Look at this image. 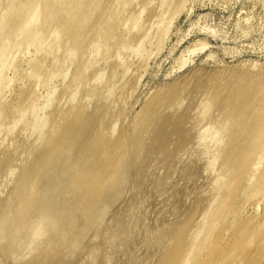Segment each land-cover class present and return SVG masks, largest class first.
<instances>
[{
  "label": "rangeland",
  "instance_id": "374dc122",
  "mask_svg": "<svg viewBox=\"0 0 264 264\" xmlns=\"http://www.w3.org/2000/svg\"><path fill=\"white\" fill-rule=\"evenodd\" d=\"M3 1H6V0H3ZM56 1H60L59 4L62 3L63 6L56 4ZM70 1H72V0H51L50 1L51 7H49L48 10L44 9L45 7L40 4L39 8L41 10H39V13H38L39 16H38V20L36 21V23L35 24L33 23L32 24L33 26L29 25L30 28L26 27L28 30L25 28V30H23V32H21V34H23V35H19L18 34V36L16 38H14L15 40L12 39V40H14L13 41L14 44L12 42H10V40H7V41L5 40L6 42L9 41L8 42L9 45L11 44L10 46H12L13 48H14L13 45H15V48L16 47L19 48V49L16 48L17 50L16 49L14 50L15 53L12 50V48H10V49H11V51L13 53L9 50V48H7L8 47V43L4 42L3 40L6 38V34H5L4 31H5V29H7V28H5L6 27L5 25L8 22V21L6 22L5 17L9 18L10 15L11 16L14 15L13 14L14 12L12 11L13 9H14V11H15V9L16 10L19 9V8H17L19 6L16 5L17 2L11 3L8 6L6 4L7 9L11 12V14H10L9 11H8L9 15L6 14V13H5L6 15L4 14L5 17L3 18V20H5V21H3L2 20V16H0V18H1L0 20L5 22V25H4V23H1V25L2 26L4 25L5 27L3 26L4 27L3 28L1 26L2 27L1 29H4V30L0 29V31L2 33V34L0 33L1 34L0 37L1 36L3 37V39H2V37L0 38V39H2V41L0 42V47H1L0 50L2 51V50L7 48L6 51L7 50H8V52L10 51L11 56L13 55L12 58L13 57L15 58L13 60H17L18 59L14 63V61L12 60L10 54L8 53L9 55H7V52L4 51L5 56L7 55L6 56L7 58L4 56V60L7 62V60L10 59L11 62L13 61L12 65H13V63H14V65L10 66L9 65L10 63L8 64L9 61L7 62V64L9 65L7 67H9V68L4 71V74H5L4 76H6V77H3L5 79V80L3 79V81L6 82V80L8 79V80H10V82L9 81L6 82L7 84L5 82L4 83L2 82L1 88L3 87L2 88L3 91H4V87H6L7 85H8V87H6V89H5L6 91L5 92H2V90H0L1 91L0 102L1 101L3 102V100H4L6 102V103L4 102L5 104H7L9 102L10 103L12 102V103L11 104L9 103L7 105L4 104L5 106L1 103L2 105L0 104V109H1V106H2L1 110H3V107L5 109L6 106L8 107L9 105H12L14 102H16V103H14V105L17 104V102H18V97L17 96H19V99H20V96L22 94L25 95L26 92H28L29 89L33 90V91H36V89L33 88V87L38 86V85H36L37 83L35 84L36 81H34V78L37 79V77L33 78V76H32V74H33L32 71H33V69L36 68V66H39L41 64V67H42V65L45 66V67H42L44 69L41 68L42 70H48V72H50V70H51L52 75L50 73L47 74V72L44 71V76L46 74L48 75V76H46L44 78L47 79L50 76L51 79L50 78L49 79L53 81V83H52V81L49 82L50 80L48 79L49 83L45 84L47 86L46 87L44 85L45 82L43 83V81H45V80H43L44 79L43 78V79H41V84H43L44 86L42 85L43 87H41V84H39L40 80L37 79V82H38V84L40 86L37 87V91L35 92L36 96H33L32 97L33 99L31 98L32 101H33L34 97H36L35 100H34V105L30 104L31 100H29V102L27 101L28 103L24 102L23 104H21V106H22L21 109L23 108L24 111L31 109L30 110L31 112L27 111V112H29V113H27L25 111V113H24V111L21 110L19 112L20 115L18 113L19 116L16 115V118L12 117V119H8V120L4 119L5 121L0 118V120H2L0 123H4L5 126H6L5 127L4 124H2L3 125V129H5V130L4 131H0L1 132V134H0V144H1L0 147L2 146L4 149L9 150V152L12 153V155L16 159L15 162L18 159V160H20L19 162L22 163L21 159H23V161H24V157L26 155L25 153H23L24 150L26 151V148H27V150H29L31 148H35L36 149V146H37L36 144L39 143L38 142L39 140L38 141L36 140V139H38L39 135L37 136V134H39V133H37V132H39V131H36L37 130V129L35 130L36 126H34L35 123H36L35 122L36 119L39 120L38 121L39 123L41 122L42 119L44 120V118L49 120L50 119V115L54 112L53 109L55 108V110H56L57 106H59L58 108L63 109L64 113H65L66 111L68 112V107H69V110H70L71 105L72 106H76L77 104L79 105V103L81 105H83V106L86 105L85 107H87V105H88L87 109L88 110L90 109L88 111V113H90L91 109L93 108V110H94L96 105L99 104L98 102H95V99L99 98L101 100V96H102V98L105 100V98H108V93L110 92V90L111 91L113 90V92L109 93L110 98H108V100H109L108 104L110 106L112 104H115V105L109 107L110 110H113L112 114H114V113L116 114V112H117V115H118V113H124V114H119V118L117 119V120L120 119L119 121H117V120L115 121L116 122L115 125L117 127L115 129L116 132L114 130V133H115L114 135L116 137L121 135V133L122 134L123 133H127V134H129V137L131 136L130 140L132 141L133 138L135 139V137L136 138H137V136L139 137V134H140L139 130H141V125H142V124H140V122H142V123L145 122L146 123L150 119H152V118L155 119L157 117L158 118L156 120H158V119L162 118V116H163V120H165V119H166V121L168 120V122L166 124V125H168L166 127L169 129V131H167L168 135L170 134L172 136L171 132L173 134H175V136L177 138V142H176V140L174 141L173 138L171 137L172 140L174 141V143H171L172 140L170 141V143H167V144H169L168 145V147H169L168 150L170 149L169 151H171V152H169V151L167 152V150H166V152L164 153L163 150L159 149L160 151H162V153H161L162 155L160 156V154H159V156H158V158H160L159 159L160 160V162H159L160 165L161 164L163 165V166L161 165V170L159 169L160 166H159L158 163H155L149 169L147 168L148 171L146 170V173L150 172V170L152 168L154 169V170L152 169L153 171L151 170L150 174L148 173V175H146L148 177V179H150L152 174L154 175L156 173V175H158V174L160 175V176L159 175L158 176L155 175L154 177L152 175L151 182H147V183L145 182V184H151V188H152V186H154L152 188L153 189L152 192L149 191L151 189L150 186L146 187L147 189L144 190L145 191V194H144L145 196L142 195V193H144V191L142 192L143 189H141V191H138V189L136 190V188H133L135 190L133 191V189H132V192H131L130 188H129L127 191L124 192V194L122 195L123 197L121 196L122 197L121 200H118V204H119V202L121 204L119 206H118V204L114 205L115 208H112V210L110 209L109 212L106 213V215H105L106 218L103 219L104 221L102 220V223H100L101 225L100 226L96 225L97 226L96 228H92V230H90L89 233L86 235L83 243L80 242V241H75L72 244L73 246L65 247V249H66L65 251H63L64 249H63L62 246L58 245V247H61V249L60 248L58 249V247L56 245V247H57L56 251H58L59 253L67 252L65 255L69 254L70 258L74 257V256L77 257V258L74 257L75 260L74 259L71 260L72 259L71 258L70 262H69L68 261L69 257L65 256L66 260L68 259L67 262L69 264L70 263H76V264H78V263L79 264H81V263L82 264H91V263L92 264H96V263L97 264L98 263H100V264H108V263L109 264H152L153 263V264H155L156 261H154V260L151 261L152 260L151 257L150 258L148 257L150 259L148 261H146L145 258H147L148 254H149V256L152 254L151 251L156 250V248L158 246H160L158 239H161V240L164 241L163 243H166L164 245V248L166 247L165 249H167V251L166 250L160 251V249L157 248V251L159 250L158 251L159 253L154 251L155 253H153V254H156V255H153V257L154 256L158 257V258L161 257L163 259L164 255L166 254V252H169L167 254L169 257L172 256L171 254L175 255V256L174 255L172 256V257H175V259L174 258H169L170 261H171V259H173V261L174 260L176 261V262L174 261L173 264H175V263L178 264V263H181L180 259H181V256L183 255L182 254L183 253L182 250L187 251L186 248L189 249V247H191V244H193L191 242V239H190L192 234L194 232H195L194 234L198 233L199 231L202 232L203 228H199V227H201V225H203V227H205V228L207 227L206 228V229H208V230H206L207 233H211V237H209V240H211V239L212 240L209 241L208 239H206L207 238V234H205L206 231L202 232V234H204V236H205L204 238H201V236H202L201 232H199V235L197 234L198 236L195 235L198 238L197 237L195 238V236L193 235L194 238L193 237L192 238L194 240H192V241L194 242V244L197 242V245L199 244L201 247H199V245H198V247L200 249L197 247V250H194V249L192 250L193 252L198 253L199 256H196L197 255L196 253H191L193 258L195 257L194 259H196V260H194L195 262L193 261V263H190V264L199 263V262H197L198 259H200L198 261H202L203 259L205 260V261L203 260L205 263L202 261L201 264H203V263L204 264H209V262L210 263L212 262L211 264H215V263L216 264L217 263L218 264H242V263L243 264H247V263L248 264H256L257 260H255V259H257V258L259 259L260 257H263L261 264H264V241L262 242L259 239L261 237L258 238V235H260V236L263 235V239L262 238L261 239L264 240V222H263V220H264V200L262 201V199H261L263 197V195H264V161L261 163V161L264 159V154H263V156H260V157H262V159L258 163L259 166L258 165L256 166V167H259V168H256V169H259V171L258 170L255 171L254 170L256 173H253V174H256V175H254L256 179L254 178V176H253L252 180L250 179L252 177L245 179V176H244L243 179L240 178V180L238 181L239 183H236V180H238V179H237V177L233 176L234 172H233V174L231 173L232 174L231 176L227 175L228 177L226 176L227 178H225V180H224V178H222L223 177L222 176L223 175L222 172L224 171V169L222 167H225L223 165H225L224 162L226 161V159H223L224 156H225L223 154V152H225L227 150H229L228 153L231 152L229 148L231 147L232 140L233 139L235 140L234 136L236 135V133L237 134L238 133H241V134L249 133V127H247V125L249 123L246 122V124L243 125V126H242V124H239L238 126H236V125H232V126L227 125V128H225V130H223L224 128L223 129L220 128V129H222L223 132L224 131L226 132L225 133L226 135L229 133V136L227 137L224 134V137H226V138H224V142H222L223 144H220V146L222 145L221 147H219V145H218L219 142H217V140H214L213 138L211 139L212 141L210 140V143H212L211 145H210V143H205L207 146L210 145V146H208L209 150H211L210 152H214V154H211V155L209 154L208 155L211 158H209V157L206 158L207 157L206 154L210 153V152L207 153V151L203 152V154H204L203 157L206 158V159L202 158V152L199 151V149H197L198 148L197 145H199V144L201 145V142H197L196 141V140H198V138L195 139L196 136L199 135L202 132V129H203L202 127L205 126L204 124H209V122L211 121L212 118H214V117L217 118L218 115L220 116V114L217 115V112L220 113L219 109H218V105L221 102V100H222V103L225 102V104H228V103H226L227 102L226 100L230 99L231 97H232V99L237 98L243 92V90L247 89V90H245L246 94L243 92L245 94V96L248 95L247 97H249V98H246L247 106L253 107L255 109H258V108L260 109V107L263 106V103H264V0H186L187 2H185V4L182 7H178L179 11L175 10L176 7H177L175 5H173L174 7L171 6L172 8L170 7V9H167V7H166L165 9L167 11L166 10L165 11L168 12V14L163 12V10H162L163 8L162 9L159 8L160 2L162 0H142V2L144 1V3L139 4L138 8H141V5H142V8L144 7V9H146V10L144 11V9L141 8V10L144 11V12H141L140 9L136 8L137 10H140L141 14L140 13L136 14V12H135L136 16L140 15L142 17V18H140L139 23H138V21L135 22L132 19V21H129L126 24H124L123 27H121L122 24H123L121 22V21H123V15L125 17V14L127 13V11H130L131 10L130 8L132 7V6H130V7L127 8L126 5L128 3H132L131 2L132 0H129L130 2H126V0H123L125 2V4H123V5L126 7V9H125V7L122 8L123 5L121 6L120 5L121 3H119L117 5L114 4L115 5V9H117V11H119V12L121 11L119 9L120 7L123 10L124 9L127 10V11L124 10V14L123 15L121 14V13H123V10L120 12V14L122 16L116 13L117 11H115L114 5L112 6L111 2H110V4H108V5H111L110 8H109L108 5H107L108 7L105 5L104 6L105 8H104L103 5L105 3H109V2H107V0H102V2L104 4L101 5L102 7L100 6V9H102V10L104 9L109 14L108 17L112 18V19L108 18L109 21L113 20L118 15L120 17H122V20L119 18L121 24H119V22H118V24L121 25L120 29H118L119 25L117 26L116 25L117 23L116 24L114 23L115 21H117L119 19L116 18V19H114L115 20L114 22L111 21L110 23L106 22L107 23V25L105 24L106 28H109L107 26L109 24H111V23L112 24L114 23L113 25H116L117 28L115 30H112V28H113L112 26L113 25H111V26L109 25L110 28L112 27L111 29L109 28L112 31H110L111 33L108 31L109 34H106L105 36L102 35V38H101L102 41L100 42L99 46L100 45L102 46L103 45L102 43H104V40H106V39H107V41H111V40H108V39H109V37L112 36L111 37L112 41L110 42L111 45L107 44V42H105L106 43V44L104 43L105 46H102L103 49H105V51L102 50L101 54H99L100 52L99 53H95V55H94V53H91L90 56L87 54V56L90 57V58L89 57L87 58V56L85 55V57L87 58V61H86V58L83 57L84 55H82L81 56L82 58L80 57L78 59L79 60L78 62H77V60H75V61L71 60L72 57L76 58V55H78V54H76L77 53L76 51H75L76 53H71L70 55H68L66 53V51H67L66 48H64V49H63V47L62 48H58V46L55 45L56 43L55 44L53 43V48H52V44H51V46L48 45V44H50V41L47 39L49 37V35H48L49 34V30L46 29L47 32H44V33L42 32L41 33V30L43 29V27H44L43 31L45 30V25L46 24H47L46 27L50 28V26H51L50 22H51V24H53V22H54V21H52L53 19L56 20L60 15H62L63 13L65 14V11H67V7L65 8V6L69 5V4L65 5V3L66 2L68 3ZM165 2H166V0L163 3H165ZM2 3H3L2 0H0V6L2 5ZM5 3H7V2H5ZM135 3H136V1L134 2V4ZM139 3H141V2H139ZM161 4H162V2H161ZM13 5L15 7H13ZM70 5H72V3H70ZM167 6H168V4H167ZM116 7H118V8H116ZM160 7H164L163 4H162V6L160 5ZM158 8L163 13L162 12L161 13H157L158 11H160ZM168 8H169V6H168ZM10 9H12V10H10ZM173 9L176 12L178 11L177 12L178 15H176L175 11L173 12ZM44 10H46L47 12L45 11L46 13H44ZM151 11L153 13L155 11H157L156 14L154 13L155 16H153ZM102 12H104V11H102ZM110 12H112V13L115 12V15H114V13L111 15ZM137 12H139V11H137ZM42 13H43V15H42ZM171 13H172V15H171ZM64 14L62 16H64L63 19H64L65 23H70V24L73 25L76 22L73 19L74 18L73 16L70 19H65L66 18L65 17L66 14L65 15ZM98 14H100V10H99ZM149 14H151L156 19H157V14H159L158 15V19L160 18L162 20L161 21L159 19L160 20L159 24H161V22H163L162 24L164 25V26L162 24L160 25V27L163 26V28L165 30L164 31V37H161V34H162L161 32H163V28H161L162 30L160 28L158 29L159 24H157L158 23L157 21H159V20L157 19V21H156L155 18H154L155 19L154 20L152 16H151V18H149L150 17ZM160 14H163V17H165V18H163L162 16L160 17ZM94 15L95 16H93V17H96V14H94ZM56 16H58V17L55 18ZM138 16L136 17L137 20H138ZM173 16H174V20L172 19ZM148 18L150 20H154V23L152 21V24H151L149 22L150 20ZM170 18L172 19V21L170 20ZM145 19L146 20L148 19L147 20L148 24H151L150 26L152 28H154L153 26H155V24H156L158 31L156 32V30H155L156 27L154 29H152V28L149 29V27H148V25L146 23L147 21ZM88 20L90 21L91 19H88ZM92 20H93V18H92ZM142 20H143V22H140ZM169 21H170V23H169ZM61 23H63V20H61ZM134 23H137L138 25L137 24L134 25ZM48 24H49V26H48ZM165 24H167V26L170 24L171 26L169 25L168 27H166ZM143 26L146 27V29H144L145 31L148 28L149 29L148 31L151 30L150 32L153 31V32H156L158 34L156 35V33H154V35H151L153 33H149V32L146 33L145 31H143ZM125 27L128 30H126ZM132 27L134 29H132ZM114 28H115V26H114ZM165 28H168L169 31H167V29H165ZM33 30L34 31L35 30L40 31L39 34H42V35L38 34L39 37H37V36L35 37V39L36 38H38V39H36L34 41H32V39H30L31 43L29 42V43L26 44L27 40H25V39H26V37L29 34L30 35L28 37H30L32 35V33L34 32ZM81 30L82 29H77L76 32L80 31V32H78V34H81L83 32V30H82V32H81ZM160 30H161V32H160ZM142 31L144 32L143 38L141 40H139L142 37L141 36L142 35ZM138 32H141V33L139 34ZM159 32H160V35H159ZM165 32L166 33L169 32L167 36H166ZM120 33H123V34L127 33V34H125V36L127 37L129 35L127 37V40L131 39V40H129V42L139 38V39H137L139 41V43H137L138 41L137 42L135 41L136 45H133L135 43H133V44L131 43V44H128V46H126V48L123 47L121 50H117V52H115L114 49H113V48H115L114 43L117 44L118 41H116V39L120 38L123 35V34H121L120 37H118V35ZM145 34H149V36H151V38L149 37L150 39L147 37L148 38L147 41H145L147 39L146 36H144ZM153 36H155V37H153ZM113 37H114V39H113ZM159 37H161L163 39V41L160 40V39L158 40ZM153 38H155V39H153ZM16 39L18 41V44H17ZM61 39H65V42H66L65 32L62 33ZM152 39L154 40L153 42H152ZM41 40H44L45 43L47 41H49V43L47 42L46 45H44L43 41L40 42L41 45H39V47L43 46V47L40 48V50L42 48L44 49L43 53H42V50H41V53H40V50L38 51V48H35V46H37L38 42L41 41ZM157 40L160 42V44L161 43H163V44L160 45ZM140 41L142 42V44H143L144 41H145V43L146 42L147 43H146V45L144 43L142 45V48H141V45H140L141 42ZM149 41H150V43H149ZM2 42L6 43V45H7V46L5 45L6 48L2 49V47H4ZM155 43L158 44V46ZM1 44H2V46H1ZM20 44H23V49H22L23 52L20 49ZM18 45H19V47H18ZM109 45H110V47L108 48ZM129 45H130V47H129ZM137 45H138V47H140L139 48L140 51H137L138 50L137 49L138 48ZM54 48H58V50H56L57 52L54 51L55 50ZM107 48L110 51L109 53L107 52L108 51ZM110 48L113 49V50H111ZM127 48H129L130 50L129 49L125 50ZM134 48H136V49L133 50ZM47 49L49 50V52H48ZM45 50H46V52H45ZM193 50H195V51H193ZM17 51H19V53ZM142 51H145V52L143 53ZM38 52H39V54L41 56L38 54ZM47 52H48V54H47ZM121 52H122L123 55L121 54ZM141 52L143 53V56H142ZM146 52H147L148 55H146ZM49 53H50V55H49ZM112 53H113V55H111ZM125 53H126V55H125ZM136 53H137V56H136ZM18 54L20 55V57L18 56ZM64 54H66V56ZM115 54H116V56H115ZM14 55L17 57V59H16V57ZM21 55H22V57H21ZM35 55L37 56L38 60L42 61L43 63H39V65L34 64L36 61L38 63L37 58L33 59L34 57H36ZM47 55H49V57ZM139 55L141 56L140 57L141 58L140 61L142 62L144 60L145 62L143 61L141 64H138L140 62L139 61V59H140ZM42 56H44V58ZM111 56H113V57L115 56V58L112 59ZM39 57H41V58H39ZM63 57H65L64 59L67 60V61L69 59L70 62L68 61L69 62L68 63V62L65 61V64H63V61H62V60H64ZM142 57H143V59H142ZM42 58L45 59V61L41 60ZM96 58H97V60H96ZM137 58H138V60H137ZM54 59H59V65L60 66H57L58 70H56L57 68L52 67V66H55V65H52L53 64L52 62L58 63L57 60H54ZM82 59H85V60H82ZM32 60H33V63H31ZM34 60H36V61H34ZM80 60H82V61H80ZM94 60H95V62H94ZM112 60H113L114 64L116 63V61H118L116 63L117 66L116 65L113 66L114 64L112 63ZM89 61H90L91 64L89 63ZM137 61H138V63H137ZM96 62H98L99 64L98 63L96 64ZM44 63H46V64H44ZM74 63H76L77 65L76 64L74 65ZM62 64H63V66H62ZM79 64L80 65L84 64L83 66L85 67V70H87V71L86 72L84 71L83 73H86L87 76L84 75V74H83V76L88 77L87 80L84 77L86 81L85 80L83 81V79H84L83 77H82V80L79 79L78 80L79 83L83 82L81 84L76 83L77 80L76 81L74 80V78L76 77V75L78 73V72L76 73L77 68H78V70H79V68H82L81 66H79ZM108 64H109V66H107ZM34 65H36V66H34ZM111 65L113 67H110ZM136 66L137 67L140 66V67L137 68ZM125 67L127 69H125ZM106 68H107V70H106ZM110 68L111 69L112 68H114V69L116 68V70L115 71H112V70L110 71ZM141 68H143V69H141ZM124 70H125V72L127 70L128 73H125V74L126 75L129 74V75H127V76L124 75ZM45 72H46V74H45ZM102 72L103 73L105 72V73L103 74ZM116 72H118V73H116ZM99 73L101 74V76L99 75ZM30 76H32V77L28 78ZM103 77H104V79H103ZM32 78H33V80H32ZM129 78H131L132 80H130ZM70 79H72V80H70ZM105 79H106V81H105ZM112 79H113V81H112ZM92 81H96L95 83H97V84L94 85L95 83L93 84ZM46 82H47V80H46ZM124 82L125 83L128 82V83L125 84ZM32 83L34 85H36V86H33ZM72 83H73V85H72ZM49 84H50V86H49ZM121 84H123V85H121ZM68 85L69 86L71 85L72 88H74L75 93H77V94H75L76 97L72 96V95L69 96L68 94L66 96L65 89H67L66 87H69ZM97 85L100 88H103V89H101L102 93H101V95L99 97H97V98H95L93 100V98H91L88 95H86L85 91H88L90 86H94L95 87ZM108 86L109 87L111 86L112 88L109 89ZM120 86H122L123 88H121ZM48 87L50 89H48ZM77 87H78V89H77ZM119 87L122 90H124V92ZM115 88L116 89L119 88V90H116ZM106 90H109V91H106ZM210 92H211V94H209ZM47 93L49 95H47ZM51 94L53 95V98L54 97L56 98L54 101L52 100V103H54L55 105L54 104L52 105V103L50 101L51 99H53L51 97L52 96ZM81 94H82V96H81ZM85 95L87 97H89V98H85V100L88 99L89 102L83 101ZM104 95H106V96H104ZM15 96L17 97V99H16ZM114 96H115V98L116 97L117 98L116 99L113 98ZM123 96H124V98H123ZM70 97L71 98L74 97V98L71 99ZM205 97L206 98L208 97L207 98L208 103H207V100H206ZM227 97H228V99H227ZM48 98H51V99H48ZM41 99H42V101H39ZM89 99L91 100V102H90ZM99 99H97L96 101L101 102ZM15 100H17V101H15ZM203 100H205V101H203ZM48 101H50V104H51V105L49 104V106H48ZM79 101H81V102H79ZM82 101H83V103H82ZM202 101H203V103H202ZM204 102L206 103V105L210 104L211 106L208 107L209 105H207V107H208L207 109H201L203 107V105H204ZM75 103H76V105H75ZM160 103H163V104L165 103L164 105H166L167 107L164 106L163 104L158 105ZM25 104H26V107L28 109L27 108L25 109V106H24ZM167 104H169L171 106H168ZM177 104H179V105L177 106ZM27 105H29V106H27ZM44 105L48 106V108L45 109L46 106H44ZM68 105H70V106H68ZM148 105L149 106L151 105V106L149 107ZM152 105L155 107L154 109L157 108V110H159V111L161 110V111L160 112L158 111V113L154 112L155 115H152L153 112L152 111L150 112V109H152ZM206 105L204 107H206ZM30 106L31 107H35V109L32 110V108ZM42 106H43V108H42ZM121 106L124 107V108H122ZM162 106H164V107H162ZM169 107H172V108L174 107L173 108L174 110L172 108H169ZM40 108H42L44 110V112ZM66 108H67V110H66ZM168 109H172V111H175V112H172V111L170 112V110H168ZM259 109L254 114L253 118H257V120H259V123H258V126H257L256 130H257V132H258V134L260 136V141H261L264 138V112L261 111V109L260 110ZM114 110H116V111H114ZM166 110H168L169 113L166 112ZM50 111H51V113H50ZM148 111H149V113H148ZM22 112H23V114L21 115ZM47 112H48V114L49 113L50 114L48 115ZM144 112H145L146 116L144 115ZM250 112H251V110H250ZM184 113H185V116H183ZM24 114H25V117H24ZM148 114L152 115L151 116L152 118H150V116ZM156 114L157 115L159 114L160 118H159V115L156 116ZM198 114H199V116L202 117L203 121H202V119L198 120V118H199ZM201 114H203V116ZM215 114L217 116H215ZM169 115L171 117H174V119L172 120V118ZM223 115H224L223 116L224 118L225 117L228 118L229 116L232 117V115L229 112H228L227 115H225V112H224ZM252 115H253V113H252ZM252 115H251V121H252ZM21 116H23L24 118L22 117L23 119H21ZM36 116H39V118H41V119H38V117L36 118ZM62 116H64V115H62ZM145 117H146V119H145ZM183 117H186L187 119H190V120L187 121V122H189L188 124H186L187 122L184 123L185 127L183 126L184 125L183 123L179 122ZM143 118L145 120H142ZM167 118H169V119H167ZM175 118L177 119L176 125L178 124L179 126H176L175 122H172V121L176 120ZM107 119H105V122L109 123L110 120L108 121ZM12 120L14 122H17V121L18 122L14 123V122H12ZM15 120H17V121H15ZM138 120H140V121L137 122ZM160 120H162V119H160ZM6 121H8L9 124L11 123L10 124L11 128H8L9 124ZM199 121L200 122L202 121V122L200 123ZM29 122H30V124H29ZM38 122H37V124H39ZM6 123H7V125H6ZM26 123H28V124L26 125ZM108 123H105V125H107ZM137 123H139L140 128L138 127L139 125ZM145 123H143L144 124L143 126H145V128L142 127V130L143 129L145 130L148 127V125H149L147 123V126H146ZM149 123H151V122H149ZM173 123H174V125H172ZM181 124H183V125H181ZM195 124L196 125L200 124V125L199 126L197 125L198 126L197 127V126H195ZM202 124H203V126H202ZM12 126H13V128H12ZM172 126H173V128H172ZM181 126L184 127V130H181V129H183V127L181 128ZM135 127H138L139 129L137 130ZM25 128H27V129L25 130ZM48 128L50 129L49 126L47 127V129H46V127L43 128L44 130L42 129V131L44 133V134L42 133L43 137L44 136L48 137V136H46L47 134L49 135V132H50V130L48 131ZM176 128L178 129V132H177ZM179 128H180V132H179ZM6 129H8V130H6ZM9 129H10V131H9ZM128 129H129V131H128ZM32 130H33V133H32ZM135 130H136V132L138 131L137 132L138 134L136 133V135L134 134ZM142 130H141V132H142ZM174 130H176V131L174 132ZM200 130H201V132H200ZM112 133L113 132H111L110 135L115 138V136ZM116 133H117V135H116ZM181 133H183V134L181 135ZM179 136H181L180 138H182V139L186 138V137H187V139L190 138V140H189V142L187 144L184 143L185 145H183L182 142H179V141H183V140H180ZM45 137H44V139H45ZM193 138H194L195 141L192 140ZM33 139H35V140H33ZM226 140H227V143H226ZM34 142L35 143L38 142V143L35 144ZM43 142L44 141H42L41 143H43ZM178 143H180V145ZM215 143H217V144H215ZM159 144H160V142H159ZM170 144H171V147H170ZM248 144H252V145L248 146ZM253 144L254 143H247L245 145V147H244L245 149L244 150H246V149L247 150H246V152L245 151L244 152H245L246 155H247V152L250 151L249 148H251V150H253L254 148L259 147L258 143L254 144L255 146L257 145V147H254ZM260 144L263 145L262 143H260ZM29 145H30V147H29ZM153 145H154L153 146L154 148H155V146H157V149L160 148V147H158V143H156V145L155 144H153ZM172 145H173V147H172ZM39 146L42 147V144H40ZM39 146H37V148H39ZM174 146H176V147H174ZM20 147H23V148H20ZM210 147H211V149H210ZM3 148H0V149L4 150ZM259 148H258V150L260 151L262 147L260 149ZM18 149H20V150H18ZM35 149H32V150H35ZM165 149H167V148H165ZM212 149H213V151H212ZM248 149H249V151H248ZM258 150L257 149L253 150V152L255 151V153H256ZM259 151H258V153H260ZM16 153H18V154H16ZM171 153H173V154H171ZM261 153H264L263 148H262V152ZM166 154H169L168 155L169 158H167ZM199 154H200V156H199ZM248 154H250V153H248ZM17 155H18L19 158L15 157ZM170 156L172 157L171 162H169L170 159H171ZM164 157L168 159L167 160L168 162L166 164H164L165 163V160H164L165 158ZM26 158H27V156L25 157V159ZM200 158H201V160H200ZM209 159L211 161L213 160L214 162L213 161L210 162ZM246 159H247V156H246ZM246 159L243 160V163H240V164H244ZM163 160H164V163L161 162ZM223 160H224V162H223ZM153 161H154V159H153ZM155 161H156V159H155ZM204 161H206V162H204ZM156 162H158V160ZM247 162L249 163L250 161L247 159ZM170 163H173V168H171L170 165H172V164H170ZM175 163H176V165H175ZM196 163H199V164H196ZM209 163L210 164L214 163V164H213V166L212 165L210 166ZM156 164L159 166V168H157L158 169V174H157V171H156V167L154 168V166ZM184 164H187V165L189 164V166L186 165L184 167ZM221 164H223V165H221ZM260 164H262V165H260ZM206 165H208V166H206ZM236 165L237 164H235V167L237 169ZM238 166H239L238 168H241V167H244V166L248 167L247 165H239V163H238ZM221 168L223 170L222 172H220ZM227 168H225V169H227ZM240 170L241 169H239V172H241ZM20 171L17 170L16 172H20ZM192 171L195 172L196 174L193 173ZM225 171H224V173H225ZM236 172H235V174H236ZM219 173H221L220 174L221 178L218 177ZM10 176L4 177L3 180L1 179V182L3 184H6V183H4L6 178L7 179L8 178L12 179V176L11 177ZM162 176L165 177V179ZM157 177L158 178L160 177V179L163 178L162 181L165 180V182L161 183L160 182L161 180L158 179ZM155 178L158 181L160 180L159 181V185L160 186H158V187L156 185H153V184H155V182H153V180L156 181ZM216 178H217V180L218 179L219 180L223 179L222 183L228 182L229 181L228 178H231V179L233 178L234 182L232 180H230V183H226V185L224 184L225 185L224 190H223V184L220 182L221 183L220 187H221V190L223 192L219 189V187H217V189L220 190L219 191L220 194L218 193V195L221 197V199L217 195V196H215L216 197L215 200L217 202H215V200H213L214 197L211 196V200H213V201L209 200L210 203H208V206H207V202H205L207 200V197H209L210 192L214 188L216 189V183H217V185L219 183V180L216 182V180H215ZM184 179L186 181L188 180V182L185 181L186 183H188V186H187V184H185L186 185L185 186L184 183H183V186L180 185V182L182 183V181ZM226 179L228 181H226ZM248 179H250V180H248ZM8 180H6V182H8ZM158 181H156L157 185H158ZM231 182H233V184ZM164 183H166L165 186H164ZM220 183H219V185H220ZM162 184H163L164 187H167V188H162V186H161ZM177 184H179V185H177ZM229 184L232 185L233 187L229 186ZM181 186H182V188L190 186L193 189V193L185 201V203L187 205L186 207L189 208L188 213L184 212L185 210L179 212L180 209L177 210V208H176L179 200H175L177 198H174V197L177 196V193L179 192V190L182 189V188H180ZM227 186H228V188H227ZM160 187L162 189H164V190H161ZM177 187L179 188V190L176 191V189H178ZM174 188H176L175 189L176 194H175V191H174V195L175 196L172 195L173 194L172 192H173ZM235 189H236V191H238V193L236 195H235L236 191H234ZM156 190L159 193L156 194ZM225 190H228V191H225ZM146 191L149 192V193H147ZM137 193H139V194H137ZM151 193H152V196H151ZM221 193H223V194H221ZM233 193L235 195L234 198H233V196H234ZM55 194H56L55 190H53V192H52V194H50V196H52V198H55V196H54ZM131 194H132V197L135 196L133 198V199H135L133 202L139 200L137 205H135L137 202L134 204L133 202L130 201L131 202V203H129L130 204V209H131V207H133L131 205L132 203L135 206V209H137L136 211H134V208H132L131 211L132 210L134 211L132 214L134 215L135 219H136V217L139 218L138 216H141V218H143L142 216H144V219H141V221L144 220V221H142V223L145 222L144 224H146L147 226L146 225L142 226L144 224H142L139 219H136L137 221L133 220L132 218H134V217L131 214V212L129 211L130 209L127 210L129 205L126 202H129V200L131 199V198H129V196L131 197ZM223 195H224V198L226 196L225 199H223ZM230 195L232 196V199H229V198H231ZM128 198H129V200H128ZM217 198H218V200H217ZM228 199L232 200V201H229ZM148 201H149V203H152V204L148 205L149 204ZM203 201H204V204L206 203V205L203 206V208H200V206L203 205L202 204ZM122 202H124V204ZM257 202L258 203L261 202V203L257 204ZM126 204H127V206H126ZM218 206H221V207H218ZM191 207H192V210H190ZM213 208L217 209V210H214ZM218 208H220L219 212H217ZM205 209L207 210V212H206V215H205V218H204L203 214H204ZM212 209H213V212H212L213 213V217L211 216L212 213L211 214L208 213ZM222 209L224 211L223 213H226V215H227L226 218L228 217V219H225V221L222 220V222L220 223L221 225H220L219 222L217 221L218 220V216H216V215H217V213L221 214V210ZM176 210L178 212V213L176 212L177 215H179V213H180V216H181V214L184 213L182 215L183 217L181 216V219L178 218V220H177V215L175 214ZM199 210H202L203 212H199ZM192 211H193V215L190 214V213H192ZM127 212H130V213L128 214ZM125 213H127L128 215H131V216L128 217L127 214L124 215ZM187 214H189V215H187ZM195 214H196V216H195ZM122 215H123V218H122ZM174 215H176V216H174ZM124 216L125 217L127 216L128 219L127 218H126L127 220L124 219ZM208 216H211V217L208 218ZM116 217H119V220H122L123 223L125 222L124 225H126V221H128L129 223H130V221H133V224L126 225L125 228L124 227L121 228L123 226V223H122V221H120L121 225L120 224L118 225V223H119L118 221L119 220L117 218V221L115 219V224L114 225H116L117 228H119V229L121 228L120 229L121 231L120 230L117 231L118 229L116 228V226L113 225V223H114L113 219L116 218ZM120 217H121V219H120ZM190 217L193 218V219H190ZM202 217H203V219L206 222H207L206 218H208V220L212 219L211 221H208L207 223L209 224V223L212 222V224H214V225L210 226V224H209V227H211V228H209L208 224H206L205 221H202L204 223L199 224L200 221L202 220ZM199 219H200V221H199ZM138 220H139V223H138ZM214 220L217 221L218 223L216 222V224H215ZM110 221H112L110 225L114 226V227L109 228L110 225H108L109 224L108 222H110ZM167 221H169V222H167ZM193 221H195V222H193ZM136 222L138 224H136ZM191 222H193V224ZM262 222H263V224H262ZM140 223L142 224L141 226L139 225ZM205 224L207 226H205ZM105 225H107V227L109 228L108 231L110 233V236H112L113 241H111L112 240L111 237H110V240H109V238H108L109 234L106 231L107 227ZM137 225L140 226V227L139 226L136 227L138 229L135 228V226H137ZM178 225H179V227H178ZM182 225L185 228L184 227L182 228ZM186 226H188L187 229H186ZM192 226H193V228H192ZM146 227H147V230H144ZM100 228L101 229L105 228V230H103V232H101V235H100L101 237L97 233L98 230H101ZM112 228H115V229H112ZM149 228H150V230H149ZM195 228H197V229H195ZM110 229H112L113 232H110ZM123 229H124V231H123ZM142 229L144 231H146V233ZM194 229H195V231H194ZM209 229H211V230L209 231ZM260 229L262 230V232H261ZM141 230H142V232H141ZM182 230H183V232H181ZM114 231L115 232L117 231V233H115ZM98 232H100V231H98ZM176 232H177V234H176ZM92 233H94V234H92ZM96 233L98 234L99 238L97 237ZM103 233H107L106 234L107 236H105V234H103ZM178 233H180V235H178ZM256 233H257V235H256ZM181 234L182 235L185 234V236H183L185 238H183ZM173 235H174V237H172ZM103 236H105V237H103ZM180 236L183 239V241L187 240L188 242L187 241H185V242L180 241V240H182L180 238ZM186 236H188L189 239H186L187 238ZM92 237H97L98 241L96 240V238H92ZM168 237L169 238L172 237L173 239L170 238V239H172L170 241V239H168ZM90 238L94 239L95 242L97 241L96 245L98 247L91 242ZM103 238L108 239L109 242H111V243H108V240H106V239H104L106 241L105 242L106 244L102 243V242H104ZM200 238H201V240L203 239V241H201ZM142 239H143V241L145 240L144 241L145 243L142 241ZM218 239H220V240H218ZM86 240L88 241L87 243H86ZM259 240H260V242H259ZM136 241H139L138 244L144 243L143 246H140V245H142V244H140L139 245L140 247H138V244L135 243ZM206 241H207L208 244L204 243ZM222 241H223V243H221ZM198 242H201V243H198ZM210 242H211V244H210ZM80 243H81V246H80ZM89 243H91L93 245L92 246L90 244L93 247V249L96 248V251L94 249L93 252H92V250H91V252L94 255L96 254L95 256L99 260H97L94 257L96 259V261H95V259L93 258L94 255H92L91 252H89L90 255H88L89 254L88 253ZM145 244L147 245V248H146ZM46 245H47V242H46ZM133 245H135V246L137 245L136 248L138 247V249H140L142 247V249H140L138 251V249H135V246L133 248ZM182 245H184V246H182ZM186 245H188V247H186ZM204 245H206L208 247H206ZM219 245H220L221 248L219 247ZM162 246H160V248ZM202 246H203V248H202ZM41 247H42V251H43V249L45 248V244H43ZM86 247H88V250L86 249ZM98 248H99V250H98ZM130 248H133V249H130ZM179 248H181V249H179ZM182 248H184V249H182ZM249 248H251V249H249ZM144 249L145 250L147 249V251L145 252ZM201 249L203 250V252H202ZM170 250L172 252H174V251L175 252L170 254V252H171ZM42 251L40 249V252H42ZM148 251H150V252L147 253ZM176 251H178V252L182 251V253H181L182 255H178L179 253H177ZM217 251H218V253H216ZM224 251H227V252H224ZM40 252H37V253H40ZM53 252H52V255H50L52 257L55 254V252L54 253ZM58 252L56 254H58ZM74 252L76 253L75 255H74ZM99 252H101V253H99ZM162 252L164 253L163 257L161 256L163 254ZM234 252L237 254L235 259H234V254H235ZM84 253H86V254H84ZM104 253H106L107 256H104ZM157 253H158V255H157ZM200 253H201V256H200ZM211 253H212V255H211ZM219 254H221V255H219ZM249 254H251V255H249ZM33 255H34V253H33ZM33 255H32V253L25 252L23 254H20V256L16 255V257H17L16 260L12 261V259H10L11 258V256H10L8 260H3V261H4V264H6V263H8V264H23V263L26 264L27 261L30 262V261H32L31 259H33V258L37 259L39 257L38 254H35L34 255L35 257ZM36 255L38 256L37 258H36ZM70 255H73V256H70ZM82 255H84V256H82ZM85 255H87V257L90 256L89 257L90 259H87V257ZM143 255H144V257H143ZM208 255L209 256L211 255V256L209 257ZM224 255L225 256L228 255V256H226V258H225ZM31 256H33V258H31ZM168 256H166V257H168ZM177 256L179 257V260L177 259ZM212 256H214V258ZM237 256H239V257L242 256L243 258H241V259H243L244 261L241 260L239 257L237 258ZM79 257H80V259H79L80 262L76 261V259H78ZM91 257L94 259V261L91 259ZM105 257H107V258H105ZM184 257H185V254H184V256L182 258H184ZM200 257H202V258H200ZM211 257L213 258V260L211 259ZM221 257L223 259H221ZM227 257H229V258H227ZM12 258L15 259L14 256ZM106 259H108V261L110 260V262L105 261ZM119 259H121V260H119ZM169 259H168V261H169ZM208 259L209 260L211 259V260L209 261ZM0 260H2V259L0 258ZM9 260H10V262H8ZM82 260H83V262H82ZM127 260H129V261H127ZM181 260H183V259H181ZM223 260H224V262H222ZM150 261H151V263H150ZM147 262H149V263H147Z\"/></svg>",
  "mask_w": 264,
  "mask_h": 264
},
{
  "label": "bare ground",
  "instance_id": "6f19581e",
  "mask_svg": "<svg viewBox=\"0 0 264 264\" xmlns=\"http://www.w3.org/2000/svg\"><path fill=\"white\" fill-rule=\"evenodd\" d=\"M50 1L51 0H6V1H3L2 0V5L0 6V16H2V20H3V18L5 17V15L6 14H8L10 11L7 9V6L9 5V4H11V3H14V2H17L16 3V5H18L19 7H17V8H19L18 10H16L15 9V11H14V9L12 10V9H10V10H12L14 13V15H10L9 16V18L8 17H5V19H6V22H7V24L5 25V22H3V21H5V20H0V29L4 26L5 28H7V29H5V34H6V38L3 40L4 42H6L7 40H10V42H12L13 43V41L15 40L14 38H16L17 36H18V34L19 35H23V34H21V32H23V30H25V28L26 27H29V25H32L33 23L35 24L36 23V21L38 20V16H39V10H41L39 7H40V4L41 5H43L45 8L44 9H49V7H51V4H50ZM102 2V0H72V1H70V2H66L65 3V5H67V4H69V5H67V6H65V8L67 7V11H65V19H70V18H72V16L74 17L73 19L76 21L73 25L72 24H70V23H65L64 22V16H62V15H60L59 17L58 16H56L55 18H57L56 20L55 19H53L52 21H54L53 22V24H51V22H50V28L49 27H46L47 26V24L45 25V30L43 31V29H44V27H43V29L41 30V33L43 32H47L46 31V29L47 30H49V37L47 38L49 41H50V44H48V45H50L51 46V44H52V48H53V43L55 44V45H57L58 46V48H62L63 47V49L64 48H66V53L68 54V55H70L71 53H76V54H78V55H76V58L75 57H72L71 58V60L73 61H75V60H77V62L79 61L78 59L82 56V55H84L83 57H85V55L87 56V54L90 56V54L91 53H94V55H95V53H99V54H101L102 53V50H104L105 51V49H103V47L102 46H105V42H107V44H110V42L112 41V36L111 37H109V39L108 40H111V41H107V39L106 40H104V43H102L103 45L101 46H99V44H100V42L102 41V35L103 36H105L106 34H109V32L110 31H112V30H115L116 28H117V26L119 25V24H121V22L123 23L122 24V26L121 25H119L118 27V29H120V26L121 27H123V25L124 24H126L127 22H129V21H132V19L136 22V21H138V23H139V20H140V18H142L140 15L138 16V20L136 19V14L137 13H140L141 14V12H144L146 9H144V7L142 8V5H141V8L142 9H144V11H142L141 10V8H138V5L139 4H142V3H144V1L142 2V0H132L131 2L132 3H126L127 5H126V7L128 8V7H130V6H132L130 9V11H127V10H125L126 9V7L123 5V4H125V2L123 3L121 0H107V2H109V3H101ZM136 1V3L134 4V2ZM165 1V0H164ZM163 0L161 1L162 2V4H163V6L164 7H160V5L162 6V4H161V2H160V5H159V8L160 9H162L163 10V12L164 13H167L168 14V12H166L167 10L165 9L166 7H167V9H170V7L172 6V7H174L173 5H175V6H177L176 7V9L175 10H178L179 11V8L178 7H182L184 4H185V2H187L186 0H166V2L165 3H163L164 2ZM5 2H7V3H5ZM110 2H111V4H112V6L115 4V5H117V4H119V3H121L120 5L122 6L123 5V7L122 8H124L125 7V11H127V13L125 14V17H124V10L123 9H121V7L119 8L121 11L123 10V13H121L122 15H123V21H121L120 22V19L122 20V17H120L119 15H121L120 14V12L119 11H117V9H115V5H114V9H115V11H117L116 13L117 14H119L116 18L117 19H119V20H117V21H115L114 19H116V18H114L113 20H108V18H110V17H108L109 16V14L103 9H100V6L101 5H103V7L106 5H108V4H110ZM126 2H130L129 0H126ZM139 2H141V3H139ZM146 2V1H145ZM154 2V1H153ZM60 3V1H56V4H58V5H62L63 6V4L61 3V4H59ZM70 3H72V5H70ZM6 4H7V6H6ZM167 4H168V6H169V8H168V6H167ZM94 5V6H93ZM144 5V4H143ZM22 6V7H21ZM93 6V7H92ZM109 6V8L111 7V5H108ZM107 6V7H108ZM135 6V7H134ZM13 7H15L14 5H13ZM102 7V6H101ZM119 7V6H118ZM118 7H116V8H118ZM171 7V8H172ZM185 7V6H184ZM105 8V7H104ZM136 8H138V9H140L141 10V12H140V10H137ZM158 8V9H159ZM178 8V9H177ZM118 9V10H119ZM155 9V8H154ZM159 9V10H160ZM173 9V12L175 11ZM99 10H100V14H98L99 13ZM104 11V12H102V11ZM111 10V9H110ZM166 10V11H165ZM182 10V9H181ZM9 11V12H8ZM43 11V10H42ZM41 11V12H42ZM46 10H44V13H46L45 12ZM137 11H139V12H137ZM177 11V12H178ZM135 12H136V14H135ZM152 12V11H151ZM156 12L157 11H155L154 13L156 14ZM162 11L160 10V11H158L157 13H161ZM162 12V13H163ZM176 11H175V13H176V15H178V13H177ZM6 13V14H5ZM108 15H107V14ZM111 13V15L114 13V15H115V12H110ZM153 12H152V14H153V16H155V14H154ZM174 13V14H175ZM5 14V15H4ZM10 14H11V12H10ZM68 14V15H67ZM94 14H96V17H93V16H95ZM98 14V15H97ZM144 14V13H143ZM9 15V14H8ZM42 15H43V13H42ZM121 15V16H122ZM150 15V17L149 18H151V14H149ZM158 15L159 14H157V19H158ZM171 15H172V13H171ZM175 15V16H176ZM55 16V15H54ZM152 16V17H153ZM163 17V14H160V17ZM165 16V15H164ZM114 17V16H113ZM145 17V16H144ZM8 18V19H7ZM92 18H93V20H92ZM95 18V19H94ZM148 18V19H149ZM155 17H153V19H154ZM163 18H165V17H163ZM169 18V17H168ZM1 19V18H0ZM88 19H91L90 21L88 20ZM110 19H112V18H110ZM147 19V20H148ZM156 19V18H155ZM154 19V20H155ZM157 19H156V21H157ZM160 19V18H159ZM158 19V20H159ZM172 19L174 20V16L172 17ZM172 19L170 18V20L172 21ZM61 20H63V23H61ZM146 20V19H145ZM146 20V21H147ZM150 20V19H149ZM154 20H150L149 22L152 24V21H153V23H154ZM161 20V19H160ZM160 20L159 21H157L158 23L157 24H159L160 23ZM164 20V19H163ZM111 21H115L114 23L117 25H113L112 23L111 24H109L110 26L111 25H113L111 28H112V30H110L111 28H110V26L108 25L107 27H109V28H106L105 26L107 25V23L109 22H111ZM162 21V20H161ZM107 22V23H106ZM118 22H119V24H118ZM140 22H143V20L142 21H140ZM165 22V21H164ZM1 23H4V25L2 26L1 25ZM65 23V24H64ZM147 23V25H148V27H149V29L150 28H152L150 25L151 24H148V21L146 22ZM163 22H161V24H162ZM169 23H170V21H169ZM106 24V25H105ZM132 24V23H131ZM135 24H137V23H134V25ZM145 24V23H144ZM143 24V25H144ZM161 24H159V27H158V29L160 28H163V26L162 27H160V25ZM8 25V26H7ZM138 25V24H137ZM146 25V24H145ZM154 25V24H153ZM166 25V27H168L167 26V24H165ZM2 26V27H1ZM33 26V25H32ZM48 26H49V24H48ZM114 26H115V28H114ZM131 26V25H130ZM171 26V25H170ZM3 27V28H4ZM128 27V26H127ZM145 26H143V31H145L144 29H146V27L144 28ZM154 28L156 27V32L158 31V29H157V25L155 24V26H153ZM30 28V27H29ZM129 28V27H128ZM154 28H152V29H154ZM27 29V28H26ZM77 29H82L83 30V32H82V30H81V34H78V32H80V31H78V32H76V30ZM125 29H126V27H125ZM132 29H134L133 27H132ZM148 28H147V30L145 31L146 33L147 32H149V33H153V34H151V35H154V33H156V32H150V31H148L149 30ZM165 29H167V31H169L168 30V28H165ZM1 30H4V29H1ZM7 30V31H6ZM28 30V29H27ZM126 30H128V29H126ZM162 30V29H161ZM161 30H160V32H161ZM34 31V30H33ZM36 31V32H35ZM33 33H32V35L30 36V37H26V39L25 40H27V42H26V44L27 43H31V41H30V39H32V41H34V40H36V39H38V38H36L35 39V37L37 36V37H39L38 36V34H39V32L40 31H38V30H35ZM109 31V32H108ZM142 31V37L139 39V38H137V39H139V40H141L142 38H143V34H144V32ZM164 28H163V32H161L162 34H161V37H164ZM7 32V33H6ZM65 32V37H66V42H65V39H61V37H62V33H64ZM107 32V33H106ZM128 32V31H127ZM160 32H159V35H160ZM0 33H1V31H0ZM105 33V34H104ZM111 33V32H110ZM116 33V32H115ZM132 33V32H131ZM130 33V34H131ZM139 34L141 33V32H138ZM168 33L169 32H165V34H166V36L168 35ZM2 34V33H1ZM0 34V35H1ZM121 34H123V33H120L119 35H118V37H120V35ZM125 34H127V33H124L120 38H117L116 39V41H118L117 42V44L116 43H114V45H115V48H113L114 49V51L115 52H117V50H121L123 47L124 48H126V46H128V44H133V43H135V44H133V45H136V42L138 41L137 39H135V40H133V41H130L129 42V40H131V39H128L127 40V37L129 36H125ZM158 33H156V35H157ZM39 35H42V34H39ZM138 35V34H137ZM158 35V36H159ZM4 36V35H3ZM144 36H146V38L148 37H150L151 38V36H149V34H145ZM165 36V37H166ZM2 37V36H1ZM0 37V38H1ZM22 37V36H21ZM34 37V38H33ZM41 37V36H40ZM43 37V36H42ZM117 37V36H116ZM131 37V36H130ZM133 37V36H132ZM138 37V36H137ZM140 37V36H139ZM153 37H155V36H153ZM161 37H159L158 38V40L160 39V40H162L163 41V39L161 38ZM29 38V39H28ZM111 38V39H110ZM148 38L145 40V41H147L148 40ZM149 38V39H150ZM2 39H3V37H2ZM2 39H0V42L2 41ZM12 39H14V40H12ZM18 39V38H17ZM17 39H16V41H17ZM42 39V38H41ZM60 39V40H59ZM113 39H114V37H113ZM153 39H155V38H153ZM152 39V42L154 41ZM165 39V38H164ZM6 40V41H5ZM12 40V41H11ZM40 40V39H39ZM157 40V41H158ZM44 42V40H41V41H39L38 42V45L37 46H35V48H38V51L40 50V48L41 47H43V46H41V47H39V45H41L40 44V42ZM49 41H47L48 43H49ZM136 41V42H135ZM145 41L143 42V44L145 43ZM161 41V42H162ZM4 42H2L3 43V46L4 47H2V49L3 48H6L5 47V45H6V43H8V42H6V43H4ZM47 42L45 43L44 42V45H46L47 44ZM141 42V41H140ZM159 42V41H158ZM137 43H139V41L137 42ZM147 43V42H146ZM146 43H145V45H146ZM149 43H150V41H149ZM14 44V43H13ZM17 44H18V41H17ZM43 44V43H42ZM142 42L140 43V45H141V48H142ZM156 44V43H155ZM159 44H160V42H159ZM163 43H161L160 45H162ZM11 45V44H10ZM9 45V43H8V47L7 48H9V50L11 51V49L10 48H12V50L14 51L16 48H15V45H13L14 46V48L12 47V46H10ZM111 45V44H110ZM110 45L108 46V48L110 47ZM113 45V44H112ZM152 45V44H151ZM157 46H158V44H156ZM159 45V46H160ZM1 46H2V44H1ZM7 46V45H6ZM49 46V47H50ZM107 46V45H106ZM18 47H19V45H18ZM55 47V46H54ZM129 47H130V45H129ZM137 47H138V45H137ZM153 47V46H152ZM1 48V47H0ZM6 48V49H7ZM25 48V47H24ZM51 48V47H50ZM58 48H54L55 50V52H57L56 50H58ZM102 48V49H101ZM107 48V49H108ZM139 48L140 47H138L137 49V51H140L139 50ZM154 48V47H153ZM156 48V47H155ZM160 48V47H159ZM205 48V47H204ZM6 49H4V50H0V90H2V92H5L6 90V87H8V85L6 86V87H4V91H3V87L1 88V86H2V82L4 83L5 81H3V77H6V76H4L5 74H4V71L5 70H7L9 67H7V66H11L12 65V62L14 61V63H15V61H17L18 59H17V53L14 55L15 57H16V59L17 60H13V59H15L14 57L12 58V56H11V53H10V51L8 52V50L6 51ZM17 49H19V48H17ZM16 49V50H17ZM20 49L22 50L23 49V44H20ZM28 49V48H27ZM34 49V48H33ZM46 49V48H45ZM111 49V48H110ZM113 49H111V50H113ZM116 49V50H115ZM129 48H127V49H125V50H128ZM136 48H134L133 50H135ZM144 49V48H143ZM142 49V50H143ZM42 50V53H43V48L41 49ZM41 50H40V53H41ZM48 50V49H47ZM60 50V49H59ZM101 50V51H100ZM130 50V49H129ZM157 50V49H156ZM203 50V49H202ZM201 50V51H202ZM4 51L5 52H7V55H9L10 54V56H11V58H12V62H11V60L9 59V60H7V62H8V64H7V62L4 60V56H5V54H4ZM20 51V50H19ZM19 51H17L18 53H19ZM65 51V50H64ZM76 51V52H75ZM136 51V52H137ZM192 51V50H191ZM193 51H195V50H193ZM12 52V51H11ZM22 52H23V50H22ZM45 52H46V50H45ZM48 52H49V50H48ZM48 52H47V54H48ZM54 52V53H55ZM108 53L110 52L109 51V49H108V51H107ZM112 52V51H111ZM120 52V51H119ZM126 52V51H125ZM134 52V51H133ZM143 53L145 52V51H142ZM141 52V53H142ZM9 53V54H8ZM13 53V52H12ZM14 53H15V51H14ZM21 53V52H20ZM143 53H142V56H143ZM38 54H39V52H38ZM37 54V55H38ZM121 54H122V52H121ZM6 55V56H7ZM40 55V54H39ZM49 55H50V53H49ZM49 55H47L48 57H49ZM52 55V54H51ZM57 55V54H56ZM65 56H66V54H64ZM111 55H113V53L111 54ZM123 55V54H122ZM125 55H126V53H125ZM145 55V54H144ZM146 55H148L147 54V52H146ZM150 55V54H149ZM5 56V57H6ZM18 56L20 57V55L18 54ZM36 56V55H35ZM41 56V55H40ZM46 56V55H45ZM89 56H87V58L89 57ZM115 56H116V54H115ZM115 56L113 57V56H111L112 57V59L113 58H115ZM119 56V55H118ZM117 56V57H118ZM136 56H137V53H136ZM151 56V55H150ZM21 57H22V55H21ZM43 58H44V56H42ZM53 57V56H52ZM56 57V56H55ZM141 56L139 55V58H140ZM7 58V57H6ZM35 58H37V56L36 57H34L33 59H35ZM39 58H41V57H39ZM41 59V60H44L45 61V59ZM65 57H63V59H64ZM82 58V57H81ZM86 58V57H85ZM87 58H86V61H87ZM90 58V57H89ZM107 58V57H106ZM25 59V58H24ZM142 59H143V57H142ZM146 59V58H145ZM37 60H38V58H37ZM53 60V59H52ZM54 60H57V62L58 63H54V62H52L53 64L52 65H55V66H52V67H55V68H57L56 70H58V67L57 66H60L59 65V59H54ZM61 60V59H60ZM82 60H85V59H82ZM82 60H80V61H82ZM93 60V59H92ZM96 60H97V58H96ZM118 60V59H117ZM137 60H138V58H137ZM141 60V58L139 59V61ZM34 61H36V60H34ZM63 61V64H65V61L66 62H68L69 61V59H68V61L67 60H62ZM144 61V60H143ZM142 61V62H143ZM70 62V61H69ZM68 62V63H69ZM94 62H95V60H94ZM103 62V61H102ZM101 62V63H102ZM118 61H116V63H117ZM123 62V61H122ZM128 62V61H127ZM141 61L138 63V61H137V63L138 64H141L142 63ZM145 62V61H144ZM14 63H13V65H14ZM31 63H33V60L31 61ZM39 63H43L42 61H40V60H38V63H37V61L34 63V64H37V65H39ZM86 63V62H85ZM84 63V64H85ZM89 63H90V61H89ZM93 63V62H92ZM98 62H96V64H97ZM112 63H113V60H112ZM116 63L113 65V66H115L116 65ZM44 64H46V63H44ZM63 64H62V66H63ZM73 64V63H72ZM76 63H74V65H75ZM83 64V65H84ZM91 64V63H90ZM95 64V63H94ZM99 64V63H98ZM107 64V63H106ZM144 64V63H143ZM12 65V66H13ZM50 65V64H49ZM77 65V64H76ZM82 64L80 65L79 64V66H81L82 68L84 67ZM93 65V64H92ZM119 65V64H118ZM34 66H36V65H34ZM106 66V65H105ZM107 66H109V64L107 65ZM112 65L110 66V67H113ZM117 66V65H116ZM142 66V65H141ZM42 67H45L44 65H42ZM41 67V64L39 65V66H36V68L35 69H33V71H32V76H33V78L34 77H37V79L38 80H40V83L39 84H41V79H43L44 77H46V76H48L47 74L48 73H50L51 75H52V73H51V70H50V72H48V70H42V69H44V68H42ZM72 67V66H71ZM70 67V68H71ZM75 67V66H74ZM96 67V66H95ZM103 67V66H102ZM101 67V68H102ZM137 67V66H136ZM138 67H140V66H138ZM137 67V68H138ZM33 68V67H32ZM42 68V69H41ZM60 68V67H59ZM67 68V67H66ZM82 68H79V70H78V68H77V71H76V73H77V75H76V77L74 78V80L76 81H78L79 79H81L82 80V77L84 78H86V80H87V78L88 77H86L87 75H86V73H83L84 71L86 72L87 70H85V67L82 69ZM123 68V67H122ZM146 68V67H145ZM47 69V68H46ZM114 68H110V71L112 70V71H115L116 70V68L113 70ZM125 69H127L126 67H125ZM129 69V68H128ZM140 69V68H139ZM141 69H143V68H141ZM10 70V69H9ZM18 70V69H17ZM93 70V69H92ZM106 70H107V68H106ZM44 71H46L47 72V74H46V72H45V76H44ZM69 71V70H68ZM105 71V70H104ZM129 71V70H128ZM16 72V71H15ZM97 72V71H96ZM119 72V71H118ZM118 72H116V73H118ZM103 73V72H102ZM105 73V72H104ZM103 73V74H104ZM107 73V72H106ZM125 73H128L127 72V70H126V72H125V70H124V75H126ZM29 74V73H28ZM31 74V73H30ZM49 74V75H50ZM68 74V73H67ZM73 74V73H72ZM83 74L84 75H86V76H83ZM95 74V73H94ZM115 74V73H114ZM70 75V74H69ZM99 75L101 76V74L99 73ZM120 75V74H119ZM123 75V76H124ZM127 75H129V74H127ZM126 75V76H127ZM32 76H30V77H28V78H31ZM67 76V75H66ZM98 77V76H97ZM131 77V76H130ZM33 78H32V80H33ZM49 78L51 79V77L49 76ZM49 78H44L43 80H45V81H43V83H44V85L46 84V83H49V82H51L52 80H50ZM85 78L83 79V81L85 80ZM101 78V77H100ZM140 78V77H139ZM37 79H35L34 78V81H36L35 82V84L36 85H38V86H36V85H34L33 83V86H36V87H33L32 85V87L33 88H35L36 89V91H37V87H39L40 85L38 84V82H37ZM48 79L50 80L49 82H48ZM103 79H104V77H103ZM130 80H132L131 78H129ZM5 80V79H4ZM22 80V79H21ZM46 80H47V82H46ZM64 80V79H63ZM70 80H72V79H70ZM73 80V81H74ZM85 80V81H86ZM94 80V79H93ZM96 80V79H95ZM10 82V80H6V82ZM15 81V80H14ZM76 81V83H79V81L77 82ZM97 81V80H96ZM96 81H92V83L94 84ZM105 81H106V79H105ZM112 81H113V79H112ZM125 81V80H124ZM128 81V80H127ZM139 81V80H138ZM5 82V83H6ZM28 82V81H27ZM98 82V81H97ZM101 82V81H100ZM110 82V81H109ZM130 82V81H129ZM52 83H53V81H52ZM75 83V84H76ZM81 83H83V82H81ZM81 83H79V84H81ZM125 83V82H124ZM128 82H126L125 84H127ZM7 84V83H6ZM18 84V83H17ZM88 84V83H87ZM97 83H95L94 85H96ZM119 84V83H118ZM124 84V85H125ZM10 85V84H9ZM29 85V84H28ZM43 84H41V87H43L42 86ZM48 85V84H47ZM72 85H73V83H72ZM107 85V84H106ZM109 85V84H108ZM121 85H123V84H121ZM131 85V84H130ZM133 85V84H132ZM30 86V85H29ZM46 86V85H45ZM49 86H50V84H49ZM67 86V85H66ZM69 86V85H68ZM81 86V85H80ZM89 86V85H88ZM101 86V85H100ZM245 86V85H244ZM47 87V86H46ZM79 87V86H78ZM78 87H77V89H78ZM102 87V86H101ZM109 87V86H108ZM107 87V88H108ZM121 88H123L122 86H120ZM119 87V88H120ZM125 87V86H124ZM251 87V86H250ZM31 88V87H30ZM32 88V89H33ZM55 88V87H54ZM67 89H65V93H66V96H67V94L70 96V95H72V96H75L76 97V95L75 94H77V93H75V90H74V88H72V86L70 85L69 87H66ZM80 88V87H79ZM106 88V89H107ZM112 87L110 86L109 87V89H111ZM119 88L118 89H116V90H119ZM120 88V89H121ZM127 88V87H126ZM240 88V87H239ZM29 89V88H28ZM48 89H50L49 87H48ZM47 89V90H48ZM59 89V88H58ZM86 89V88H85ZM88 89V88H87ZM101 89H103V88H100L98 85L97 86H90V88L88 89V91H85L86 92V95H88L89 97H91V98H93V100L95 99V98H97V97H99L100 95H101V93H102V91H101ZM105 89V88H104ZM133 89V88H132ZM122 90V89H121ZM131 90V89H130ZM245 90H247V89H245ZM245 90H243V92L245 93ZM21 91V90H20ZM36 91H33V90H28V92H26V94L25 95H21L20 96V99H19V96H17L18 97V102H17V104H15L14 105V103H16V102H14L12 105H9L8 107L6 106V108L4 109V107H3V110H1L2 109V106H1V111H0V118L2 119V120H4V119H6V120H8V119H12V117L13 118H16V115H18V113L22 110V111H24V109L22 108L21 109V104H23L24 102H29V100H31V102L33 103H31L30 102V104L31 105H34V100H35V98L36 97H34V100L32 101V97L33 96H36L35 95V92ZM50 91V90H49ZM78 91V90H77ZM76 91V92H77ZM106 91H109V90H106ZM105 91V92H106ZM123 92H124V90H122ZM126 91V90H125ZM237 91V90H236ZM10 92V91H9ZM39 92V91H38ZM64 92V91H63ZM110 92L112 93L113 92V90L111 91L110 90ZM109 92V93H110ZM117 92V91H116ZM242 92V93H243ZM24 93V92H23ZM56 93V92H55ZM79 93V92H78ZM88 93V94H87ZM107 93V92H106ZM109 93H108V98H110V96H109ZM120 93V92H119ZM127 93V92H126ZM125 93V94H126ZM241 93V94H242ZM243 93V94H244ZM249 93V92H248ZM0 94H1V91H0ZM3 94V93H2ZM37 94V93H36ZM205 94V93H204ZM209 94H211V92L209 93ZM216 94V93H215ZM233 94V93H232ZM237 94V93H236ZM237 95L238 97L237 98H234V99H232V97L230 98V99H228V97H227V99L228 100H226L227 102L226 103H228V104H225V102H223L222 103V100H221V102L219 103V105H218V109H219V112L220 113H218L217 112V115L218 114H220V116L218 115V117L216 118V117H214V118H212L211 119V121L209 122V124H204L205 126L204 127H202L203 129H202V132H201V130H200V134L199 135H197L196 136V138L195 139H197L198 138V140H196L197 142H201V145L199 144V145H197V149H199V151H201L202 152V158H204L203 156H204V154H203V152H206L207 151V153L208 152H210L211 150H209V148H208V146H210L212 143H210V140L213 138L214 140H217V142H219L218 143V145H219V147H221L220 146V144H223L222 142H224V138H226V137H224V134L226 133L225 131L223 132L222 131V129L223 130H225V128H227V125H230V126H232V125H236V126H238L239 124H242V126L243 125H245L246 124V122H248L249 124L247 125V127H249V133H243V134H241V133H236V135L234 136V138H235V140L233 139L232 140V144H231V147L229 148L230 149V153H228V151L229 150H227V151H225V152H223V154L225 155H223L224 156V158L223 159H226V161L224 162V160H223V162H224V164L225 165H223V164H221V165H223V166H225V167H222L223 169H224V171H225V173H224V171L222 170V168H221V171L220 172H222V178H224V180H225V178H227L229 175L231 176L232 174H233V172H234V175L233 176H235V177H237V179L238 180H236V183H239L238 181L240 180V178L241 179H243V177L245 176V179H247V178H250V177H252V178H250L251 180L253 179V176L254 175H256V174H253V173H256L255 171L256 170H258L259 171V169H256V168H259V167H256L257 165L259 166V161L262 159V157H260V156H263V154L264 153H261L262 152V148H263V151H264V138L260 141V136H259V134H258V132H257V130H256V128H257V126H258V123H259V120H257V118H253V116H254V114L256 113V111L259 109H255V108H253V107H249V106H247V104H246V98H249V97H247L248 95H246L245 96V94L243 95ZM47 95H49L48 93H47ZM52 95V94H51ZM62 95V94H61ZM85 95V97H84V100L83 101H87V102H89L88 101V99H86L85 100V98H89V97H87ZM206 95V94H205ZM43 96V95H42ZM64 96V95H63ZM65 96V97H66ZM71 96V97H72ZM80 96V95H79ZM81 96H82V94H81ZM104 96H106V95H104ZM209 96V95H208ZM16 97V96H15ZM14 97V98H15ZM17 97H16V99H17ZM50 97V96H49ZM52 98H53V95L51 96ZM70 97V98H71ZM119 97V96H118ZM257 97V96H256ZM0 98H1V95H0ZM32 98V99H31ZM43 98V97H42ZM74 98V97H73ZM73 98H71V99H73ZM108 98H105V100L102 98V96H101V100L99 99V98H97V99H99L101 102H99V101H96L97 99H95V102H98L99 104H97L96 105V107L94 108V110H93V108L91 109V112L90 113H88V111L90 110H88L87 108H88V105H87V107H85V106H83V105H81L80 103H79V105L77 104L76 105V103H75V105L76 106H72L71 105V107H70V110H69V107H68V112L66 111L65 113H64V110L63 109H61V108H58L59 106H57L56 107V110H55V108L53 109V113L50 115V119L49 120H47V119H45L44 118V120L42 119L41 120V122L39 123L38 121L39 120H35V125L34 126H36L35 127V130L36 131H39V132H37V133H39V134H37V136H38V139H36L38 142H36V143H38V144H36L35 142V144L37 145V146H39L40 144H42V147L41 146H39V148H37V146H36V149L35 148H31V149H29V150H27V148H26V151L24 150V152L23 153H25L24 155H25V157L27 156V158L25 159V157H24V161H23V159H21L22 160V163L21 162H19L20 160H18L17 159V161L15 162V158H14V156L12 155V153H10L9 152V150H7V149H4L2 146L0 147V148H3L4 150H2V149H0V182H1V179L3 180V178L4 177H7V176H12V179H10V178H6L5 179V182L4 183H6V184H3L2 182L0 183V258L2 259V260H0V264H4V261L3 260H8L9 259V257L11 256V258L10 259H12V261L13 260H16V255H19L20 256V254H23V253H25V252H29V253H32V255H33V253H34V255L35 254H38V256L36 255V258L37 259H34L33 258V256H31V258H33V259H31L32 261H27V263L26 264H67L68 262H67V260L70 262V259L71 260H75V258L74 257H76V256H74V257H69V254L68 255H65L67 252H63V253H59L58 251H56L57 250V247H58V245H60V246H62L63 247V251H65L66 249H65V247H69V246H73L72 244H73V242H75V241H80V242H82L83 243V241H84V239H85V237H86V235L89 233V231L90 230H92V228H96L98 225L100 226L101 224L100 223H102V220L104 219V218H106L105 217V215H106V213L107 212H109V210L111 209L112 210V208H115L114 207V205H116V204H118V200H121V198L123 197L122 195L124 194V192L125 191H127L129 188H130V191L132 192V189L133 188H136V190L138 189V191H141V189H143L142 190V192L145 190V189H147L146 187H148V186H150V188H151V184H145V182L147 183V182H151V178H152V175H151V177H150V179H148V177L146 176V175H148V173L150 174L151 173V170L153 169H151L150 170V172H147L146 173V170H147V168L149 169L150 167H152L155 163H158L159 164V166H160V168H159V166L157 167L156 165L154 166V168L156 167V171H157V174H158V169L157 168H159L160 170H161V165H160V158H158V156H159V154H160V156L162 155L161 153H162V151H160L159 149H161V150H163L164 151V153L166 152V150H167V152L170 150H168V145L169 144H167V143H170V141L172 140V138H173V140L175 141L176 140V142H177V138H176V136H175V134H173L171 131V134H172V136L169 134L168 135V133H167V131H169V129L166 127V126H168V125H166L167 124V122H168V120L166 121V117L164 118L165 120H163V116H162V118H160V115H159V118L160 119H162V120H160V119H158V120H156L157 118H155V119H153L151 116L152 115H155L154 114V112L155 113H158V111L159 110H157V108L156 109H154L155 107L152 105V109H150V112L152 111L153 112V114L152 115H149L150 116V118H152V119H150L148 122H143V123H145V125L147 126V123L149 124L148 125V127L143 131L142 130V127L143 128H145V126H143L144 124L142 123V122H140V124H142L141 125V130H142V132H141V130H139V137L137 136V138L135 137V139L133 138V140L131 141L130 140V138H131V136L129 137V134H127V133H121V135H119L118 137H116L114 134V130L116 129V120L119 118V114H124V113H118V115H117V112H116V114L114 113V114H112V111L113 110H110V108L109 107H111V106H113V105H115V104H112L111 106L108 104L109 102V100H108ZM113 98H115V96L113 97ZM117 98V97H116ZM115 98V99H116ZM120 98V97H119ZM123 98H124V96H123ZM206 98V97H205ZM208 98V97H207ZM207 98H206V100H207ZM40 99V98H39ZM48 99H51V98H48ZM56 98L54 97L53 99H51L50 101H51V103H52V100L54 101ZM107 99V100H106ZM122 99V98H121ZM204 99V98H203ZM226 99V98H225ZM7 100V99H6ZM90 100V99H89ZM113 100V99H112ZM118 100V99H117ZM15 101H17V100H15ZM39 101H42V99L41 100H39ZM50 101H48V106H49V104H50ZM83 101H82V103H83ZM111 101V100H110ZM115 101V100H114ZM203 101H205V100H203ZM203 101H202V103H203ZM5 101L3 100V102L1 101L0 102V104L2 103L3 105L6 103H4ZM27 102V103H28ZM59 102V101H58ZM70 102V101H69ZM79 102H81V101H79ZM90 102H91V100H90ZM113 102V101H112ZM162 102V101H161ZM10 103V102H9ZM9 103H7V104H9ZM12 103V102H11ZM10 103V104H11ZM26 103V104H27ZM56 103V102H55ZM72 103V102H71ZM74 103V102H73ZM118 103V102H117ZM120 103V102H119ZM170 103V102H169ZM173 103V102H172ZM201 103V104H202ZM207 103H208V100H207ZM1 104V105H2ZM7 104H5V105H7ZM26 104L24 105L25 106V109L27 108L26 107ZM37 104V103H36ZM39 104V103H38ZM54 103H52V105H53ZM67 104V103H66ZM123 104V103H122ZM161 104H163V103H160V104H158V105H161ZM165 104V103H164ZM163 104V105H164ZM174 104V103H173ZM172 104V105H173ZM4 105V106H5ZM51 105V104H50ZM55 105V104H54ZM74 105V104H73ZM91 105V104H90ZM120 105V104H119ZM118 105V106H119ZM125 105V104H124ZM128 105V104H127ZM157 105V104H156ZM168 106H171V105H169V104H167ZM179 104H177V106H178ZM203 105V104H202ZM201 105V106H202ZM206 105V103L204 102V105H203V107L201 108V109H207L208 107H210L211 105L210 104H207V105H209L208 107H207V105H206V107H204ZM27 106H29V105H27ZM44 106H46V105H44ZM48 106H46V108L45 109H47L48 108ZM68 106H70V105H68ZM149 106V105H148ZM151 106V105H150ZM149 106V107H150ZM164 106H166V105H164ZM164 106H162V107H164ZM175 106V105H174ZM31 107V106H30ZM54 107V106H53ZM73 107V108H72ZM122 107V106H121ZM167 107V106H166ZM32 108V110L33 109H35V107H31ZM42 108H43V106H42ZM42 108H40L41 110H43ZM90 108V107H89ZM122 108H124V107H122ZM148 108V107H147ZM161 108V107H160ZM169 108H172V107H169ZM174 108V107H173ZM172 108V109H173ZM28 109V108H27ZM65 109V108H64ZM163 109V108H162ZM167 109V108H166ZM172 109H168V110H170V112L172 111ZM176 109V108H175ZM260 109H261V111H263L264 112V103H263V106H261L260 107ZM259 109V110H260ZM31 110V109H30ZM30 110H25L26 112L27 111H30ZM66 110H67V108H66ZM120 110V109H119ZM155 110V111H154ZM165 110V109H164ZM168 110H166V112H168ZM174 110V109H173ZM250 110H251V112H250ZM25 111H24V113H25ZM114 111H116V110H114ZM147 111V110H146ZM161 111V110H160ZM159 111V112H160ZM201 111V110H200ZM206 111V110H205ZM31 112V111H30ZM43 112H44V110H43ZM119 112V111H118ZM121 112V111H120ZM124 112V111H123ZM172 112H175V111H172ZM203 112V111H202ZM224 112H225V115H227L228 114V112L232 115V117L231 116H229L228 118H224L223 116V114H224ZM27 113H29V112H27ZM42 113V112H41ZM50 113H51V111H50ZM49 113V114H50ZM148 113H149V111H148ZM169 113V112H168ZM252 113H253V115H252ZM23 114V112L21 113V115ZM32 114V113H31ZM47 114H48V112H47ZM48 114V115H49ZM163 114V113H162ZM200 114V113H199ZM199 114H198V120L199 119H202V117L201 116H199ZM19 115H20V113H19ZM18 115V116H19ZM34 115V114H33ZM62 115H64V116H62ZM117 115V116H116ZM144 115L146 116V114H145V112H144ZM143 115V116H144ZM157 114H156V116H158ZM173 115V114H172ZM202 116H203V114H201ZM216 114H215V116H217ZM251 115H252V121H251ZM142 116V115H141ZM165 116V115H164ZM170 116V115H169ZM179 116V115H178ZM183 116H185V113H184V115ZM23 116H21V119H23L24 117H25V114H24V117L22 118ZM38 117V119H41V118H39V116H36V118ZM171 117V116H170ZM182 117V116H181ZM18 118V117H17ZM20 118V117H19ZM108 118V119H107ZM172 118V120L174 119V117H171ZM177 118V117H176ZM175 118V119H176ZM179 118V117H178ZM224 118V119H223ZM33 119V118H32ZM31 119V120H32ZM35 119V118H34ZM105 119H107L108 121H109V123L108 122H105ZM112 119V120H111ZM145 119H146V117H145ZM144 118L142 119V120H145ZM148 119V118H147ZM167 119H169V118H167ZM181 119V118H180ZM2 120H0V122L2 121ZM18 120V119H17ZM17 120H15V121H17ZM120 120V119H119ZM119 120H117V121H119ZM154 120V121H153ZM171 120V119H170ZM188 120H190V119H187L186 117H183L179 122L180 123H186ZM209 120V119H208ZM5 121V120H4ZM3 121V122H4ZM10 121V120H9ZM43 121V122H42ZM140 120H138L137 122H139ZM176 121H177V119L176 120H174V121H172V122H175V125H176ZM202 121H203V119H202ZM201 121V122H202ZM8 124H9V122L8 121H6ZM11 122V121H10ZM12 122H14L13 120H12ZM18 122V121H17ZM17 122H14V123H17ZM21 122V121H20ZM37 122L39 123V124H37ZM149 122H151V123H149ZM200 122V121H199ZM200 122V123H201ZM207 122V123H208ZM7 123H6V125H7ZM13 123V124H14ZM105 123H108L107 125H105ZM179 123V124H180ZM189 122H187L186 124H188ZM2 124H4V123H0V131H4L5 129H3V125ZM11 124V123H10ZM10 124L8 125L9 127L8 128H11V126H10ZM28 123H26V125H27ZM29 124H30V122H29ZM134 124V123H133ZM138 125H139V123H137ZM171 124V123H170ZM183 124H181V125H183ZM172 125H174V123L172 124ZM198 125V124H197ZM196 124H195V126H197ZM200 125V124H199ZM198 125V126H199ZM218 125V126H217ZM4 126H5V124H4ZM14 126V125H13ZM13 126H12V128H13ZM18 126V125H17ZM24 126V125H23ZM33 126V127H34ZM50 127V129L48 128V131L50 130V132H49V135L47 134L46 136H48V137H45V139H44V137L42 136V133H43V131H42V129L43 128H45L46 127V129H47V127ZM136 126V125H135ZM176 126H179L178 124L176 125ZM175 126V127H176ZM184 127H185V124L183 125ZM183 126H181V128L183 127ZM197 126V127H198ZM202 126H203V124H202ZM6 127V126H5ZM25 127V126H24ZM32 127V126H31ZM139 128H140V125L138 126ZM138 127H135L137 130L139 129ZM171 127V126H170ZM184 127H183V129H181V130H184ZM193 127V126H192ZM201 127V126H200ZM199 127V128H200ZM172 128H173V126H172ZM220 128H222V129H220ZM27 128H25V130H26ZM134 129V128H133ZM171 129V128H170ZM177 129V128H176ZM193 129V128H192ZM198 129V128H197ZM6 130H8V129H6ZM13 130V129H12ZM44 130V129H43ZM172 130V129H171ZM9 131H10V129H9ZM128 131H129V129H128ZM176 130H174V132H175ZM193 131V130H192ZM198 131V130H197ZM111 132H113L112 134L115 136V138L114 137H112L111 135H110V133ZM115 132H116V130H115ZM125 132V131H124ZM127 132V131H126ZM135 133V135H136V133L138 132H136V130L134 131ZM169 132V133H170ZM177 132H178V129H177ZM179 132H180V128H179ZM195 132V131H194ZM193 132V133H194ZM223 132V133H222ZM238 132V131H237ZM7 133V132H6ZM32 133H33V130H32ZM47 133V132H46ZM199 133V132H198ZM0 134H1V132H0ZM25 134V133H24ZM44 134V133H43ZM131 134V133H130ZM138 134V133H137ZM183 133H181V135H182ZM22 135V134H21ZM20 135V136H21ZM116 135H117V133H116ZM133 135V134H132ZM226 135V134H225ZM18 136V135H17ZM175 136V137H174ZM194 136V135H193ZM227 137L229 136V133L226 135ZM22 137V136H21ZM172 137V138H171ZM181 136H179V138H180ZM183 137V136H182ZM232 137V136H231ZM30 138V137H29ZM233 138V137H232ZM14 140V139H13ZM33 140H35V139H33ZM172 140V141H173ZM180 140H183V141H179V142H182V144L183 145H185V144H187L188 142H189V140H190V138L189 139H187V137L186 138H180ZM192 140H194V138L192 139ZM42 141H44L43 143H41ZM171 141V143H174V141L172 142ZM195 141V140H194ZM212 141V140H211ZM159 142H160V144H159ZM236 142V143H235ZM29 143V142H28ZM27 143V144H28ZM156 143H158V147H160V148H158L157 149V146H155V148L153 147L154 145L153 144H155L156 145ZM185 143V144H184ZM205 143H210V145H206ZM226 143H227V140H226ZM247 143H258V145H259V147L261 148V150L259 151L258 150V148L259 147H257V145L255 146L254 144V147H257V148H254L253 150H258L260 153H258V151L255 153V151L253 152V150H251V148H249L250 149V151H249V149H248V151L249 152H247V155L245 154V152H246V150H244L245 148V145L247 144ZM260 143H262L263 145H261ZM32 144V143H31ZM30 144V145H31ZM167 144V145H166ZM179 145H180V143H178ZM215 144H217V143H215ZM214 144V145H215ZM1 145V144H0ZM30 145H29V147H30ZM33 145V144H32ZM160 145V146H159ZM176 145V144H175ZM249 145H252V144H248V146ZM261 145V146H260ZM12 146V145H11ZM217 146V145H216ZM5 147V146H4ZM167 148V149H165V148ZM170 147H171V144H170ZM172 147H173V145H172ZM174 147H176V146H174ZM213 147V146H212ZM215 147V146H214ZM218 147V146H217ZM247 147V146H246ZM251 147V146H250ZM7 148V147H6ZM19 148V147H18ZM20 148H23V147H20ZM259 148V149H260ZM25 149V148H24ZM32 149H35V150H32ZM196 149V148H195ZM210 149H211V147H210ZM226 149V148H225ZM18 150H20V149H18ZM160 152H159V151ZM216 150V149H215ZM17 151V150H16ZM15 151V152H16ZM212 151H213V149H212ZM217 151V150H216ZM222 151V150H221ZM245 151V152H244ZM13 152V151H12ZM169 152H171V151H169ZM253 152V153H252ZM216 153V152H215ZM248 153H250V154H248ZM16 154H18V153H16ZM170 154V153H169ZM169 154H166L167 155V158H169ZM171 154H173V153H171ZM206 154V153H205ZM211 155V154H214V152H210V153H208V154H206V158H211L210 156H208V155ZM262 154V155H261ZM247 156V159L250 161L249 163L247 162V159H246V156ZM173 156V155H172ZM199 156H200V154H199ZM15 157H18V155L17 156H15ZM22 157V156H21ZM20 157V158H21ZM19 158V157H18ZM165 158V157H164ZM167 158H165L164 160H165V163H164V160L163 161H161L162 163H164V164H166L168 161V159ZM170 161L169 162H171V160H172V157L170 156ZM193 158V157H192ZM206 158H204V159H206ZM246 159V161L244 162V164H240V163H243V160H245ZM153 159H154V161H153ZM155 159H156V161L158 160V162H156L155 161ZM197 159V158H196ZM192 160V159H191ZM194 160V159H193ZM200 160H201V158H200ZM203 160V159H202ZM208 160V159H207ZM153 161V162H152ZM198 161V160H197ZM209 161L210 162H212L210 159H209ZM264 161V159L261 161V163ZM152 162V163H151ZM201 162V161H200ZM204 162H206V161H204ZM214 162V161H213ZM247 162V163H246ZM18 163V164H17ZM20 163V164H19ZM151 163V164H150ZM174 163V162H173ZM173 163H170V164H172V165H170L171 166V168H173ZM238 163H239V165H247L248 167H246V166H244V167H241V168H238L239 166H238ZM195 164V163H194ZM196 164H199V163H196ZM208 164V163H207ZM210 164V163H209ZM214 164V163H213ZM213 164L211 163L210 164V166L212 165L213 166ZM234 164V165H233ZM235 164H237L236 166H237V169H236V167H235ZM175 165H176V163H175ZM187 164H184V167L186 166ZM204 165V164H203ZM233 165V166H232ZM260 165H262V164H260ZM163 166V165H162ZM187 166H189V164L187 165ZM193 166V165H192ZM200 166V165H199ZM206 166H208V165H206ZM198 167V166H197ZM228 167V168H227ZM164 168V167H163ZM162 168V169H163ZM192 168V167H191ZM196 168V167H195ZM207 168V167H206ZM211 168V167H210ZM225 168H227V169H225ZM197 169V168H196ZM239 169H241L240 171L241 172H239ZM17 170H21L20 172H16ZM154 170V169H153ZM152 170V171H153ZM159 170V171H160ZM208 170V169H207ZM206 170V171H207ZM255 170V171H254ZM148 171V170H147ZM155 171V172H156ZM237 171V172H236ZM257 171V172H258ZM154 172V173H155ZM193 172V171H192ZM235 172H236V174H235ZM19 173V174H18ZM160 173V172H159ZM193 173H195V172H193ZM232 173V174H231ZM196 174V173H195ZM221 173H219V175H218V177H220L221 175H220ZM156 175V173L153 175V177ZM159 175V174H158ZM158 175H156V176H158ZM228 175V176H227ZM10 176V177H11ZM150 176V175H149ZM160 176V175H159ZM227 176V177H226ZM232 176V177H233ZM241 176V177H240ZM147 177V178H146ZM163 177V176H162ZM217 177V176H216ZM217 177V178H218ZM158 178V177H157ZM164 179H165V177H163ZM162 178V179H163ZM217 178L215 179L216 180V182L219 180H217ZM221 178V177H220ZM234 178V177H233ZM233 178L231 179V178H228V180L226 179V181H228V182H224V183H222V180L223 179H221V180H219V183L221 182L222 184H223V190H224V187H225V185H226V183H230V180H232L233 182H234V180H233ZM254 178H255V176H254ZM148 181H147V180ZM154 179V178H153ZM158 179H160V177L158 178ZM162 179H160L159 181L161 182V183H163V182H165V180H163L162 181ZM250 179H248V180H250ZM256 179V178H255ZM6 180H8V182H6ZM150 180V181H149ZM155 180L156 181H158L156 178H155ZM247 180V181H248ZM156 181H154L153 180V182H155V184H153V185H156L157 187L158 186H160L159 185V181H158V185L156 184ZM186 180L184 179L183 181H182V183L180 182V185H182L183 186V183H184V185L185 184H187V186H188V183H186V182H188V180L185 182ZM243 181V180H242ZM233 182H231L232 184H233ZM132 183V184H131ZM160 183V184H161ZM219 183H218V185H217V183H216V189L214 188L211 192H210V194H209V197H207V200L205 201V202H207V206H208V203H210V201L209 200H211V196L212 197H214V199L213 200H215L216 199V197L215 196H217L218 195V193L220 194V190H221V183H220V185H219ZM252 183V182H251ZM165 184L166 183H164V186H165ZM225 184V185H224ZM250 184V183H249ZM177 185H179V184H177ZM228 185V184H227ZM162 186V188H167V187H164L163 186V184L161 185ZM182 186L180 187V188H182ZM186 186V185H185ZM229 186H232V185H230L229 184ZM154 186H152V188H153ZM179 187V186H178ZM177 187V188H178ZM217 187H219V189H217ZM233 187V186H232ZM150 189L149 191L150 192H152L153 191V189ZM161 188V187H160ZM161 188V190H164V189H162ZM227 188H228V186H227ZM226 188V189H227ZM235 188V187H234ZM140 189V190H139ZM149 189V188H148ZM175 189L176 188H174V190H173V194L172 195H174V191H175ZM231 189V188H230ZM53 190H55V198H52V196H50V194H52V192H53ZM135 189H133V191H134ZM158 190V189H157ZM157 190H156V194L157 193H159V192H157ZM177 190H179V188L178 189H176V191ZM176 191H175V194H176ZM222 191V190H221ZM225 191H228V190H225ZM224 191V192H225ZM234 191H236V189L234 190ZM147 192V191H146ZM223 192V191H222ZM230 192V191H229ZM228 192V193H229ZM147 193H149V192H147ZM146 193V194H147ZM154 193V192H153ZM193 193V189L189 186V187H183L181 190H179V192L177 193V196H175L174 198H177V199H175V200H179L178 201V204H177V210L178 209H180L179 210V212L180 211H183V210H185L184 212H186V213H188V211H189V208L188 207H186L187 205H186V203H185V201H186V199L191 195ZM232 193V192H231ZM235 193V192H234ZM234 193H233V195H234ZM238 193V191H236V193H235V195ZM259 193V192H258ZM136 194V193H135ZM137 194H139V193H137ZM141 194V193H140ZM145 194V191H144V193H142V195H144ZM221 194H223V193H221ZM227 194V193H226ZM261 194V193H260ZM228 195V194H227ZM235 195L233 196V198L235 197ZM53 196V197H54ZM122 196V197H121ZM134 196V195H133ZM145 196V195H144ZM151 196H152V193H151ZM219 196V195H218ZM222 196V195H221ZM231 196V195H230ZM135 197V196H134ZM134 197H132V194H131V197L129 196V198H131L130 200H129V198H128V200H129V202H126L125 200V202L126 203H128V205H129V207H128V209L127 210H129L130 209V204L129 203H131V202H133L135 199H133ZM150 197V196H149ZM219 198L221 199V197L219 196ZM225 198H226V196H225ZM224 198V195H223V199H225ZM229 199H232V196H231V198H229ZM228 199V200H229ZM262 199V201L264 200V195H263V197L261 198ZM151 200V199H150ZM213 200H211V201H213ZM217 200H218V198H217ZM131 201V202H130ZM139 201V200H138ZM138 201H135V202H133L135 205H137L138 204ZM229 201H232V200H229ZM151 202V201H150ZM215 202H217L216 200H215ZM123 204H124V202H122ZM133 203L131 204L133 207H131V209L132 208H134V211H136L137 209H135V206L133 205ZM148 203H149V201H148ZM195 203V202H194ZM261 202H257V204H260ZM121 203L119 202V204H118V206L120 205ZM152 203H149L148 205H151ZM203 205H201L200 206V208H203V206H205L206 205V203L204 204V201H203V203H202ZM256 204V205H257ZM147 205V204H146ZM218 205V204H217ZM123 206V205H122ZM126 206H127V204H126ZM125 206V207H126ZM117 207V206H116ZM218 207H221V206H218ZM137 208V207H136ZM199 208V209H200ZM126 209V208H125ZM131 209L129 210L130 212H131V214L134 212L133 210L131 211ZM214 209V208H213ZM213 209L210 211V212H208L209 214H211L212 212H213ZM219 209L220 208H218V211L217 212H219ZM123 210V209H122ZM177 210L175 211V214H176V212H177ZM190 210H192V207L190 208ZM214 210H217V209H214ZM225 210V209H224ZM126 211V210H125ZM194 211V210H193ZM193 211H192V213H190L191 215H193ZM197 211V210H196ZM130 212H127L128 214L130 213ZM199 212H203L202 210H199ZM206 212H207V210L205 209V211H204V218H205V215H206ZM224 211H223V209L221 210V214L219 213H217V215L216 216H218V222H219V224L222 222V220L223 221H225V219H228V217L226 218V213H223ZM127 213H125L124 215H126ZM178 213V212H177ZM127 214V216L129 217V216H131V215H128ZM135 214V213H134ZM184 214V213H183ZM183 214H181V216L183 215ZM215 214V213H214ZM114 215V214H113ZM133 215V214H132ZM164 215V214H163ZM177 215V214H176ZM176 215H174V216H176ZM186 215V214H185ZM187 215H189V214H187ZM198 215V214H197ZM115 216V215H114ZM127 216L125 217L124 216V219H126L127 218ZM181 216H180V213H179V215H177V220H178V218H180L181 219ZM195 216H196V214H195ZM212 217H213V213H212V215H211ZM211 216H208V218L209 217H211ZM230 216V215H229ZM133 217H134V215H133ZM139 218H137L136 217V219H139L140 220V222L142 223V221H144V220H142L141 221V219H144V216H142L143 218H141V216H138ZM183 217V216H182ZM192 217V216H191ZM190 217V219H193V218H191ZM201 217V216H200ZM203 217H202V220L200 221V219H199V221H200V223L199 224H202V223H204V222H202V221H205L204 219H203ZM113 218V217H112ZM117 218H118V220H119V217H116V218H114L113 220H114V223H113V225L115 224V219H116V221H117ZM122 218H123V215H122ZM195 218V217H194ZM208 218H206V220H207V222L208 221H211L212 219H209L208 220ZM111 219V218H110ZM120 219H121V217H120ZM128 219V218H127ZM126 219V220H127ZM130 219V218H129ZM133 220H135V221H137L136 219H135V217L134 218H132ZM131 219V220H132ZM139 220H138V223H139ZM235 220V219H234ZM261 220V219H260ZM104 221V220H103ZM120 221H122V220H119L117 223H118V225L120 224L121 225V222ZM130 221V220H129ZM170 221V220H169ZM169 221H167V222H169ZM192 221V220H191ZM215 221V220H214ZM213 221V222H214ZM217 221H215V224H216V222ZM111 222L112 221H110V222H108L109 224L108 225H110L111 224ZM132 222V223H131ZM193 222H195V221H193ZM193 222H191L192 224H193ZM206 221H205V223L206 224H208ZM217 222V223H218ZM234 222V221H233ZM263 222H264V220H263ZM263 222H262V224H263ZM116 223V224H117ZM122 223H123V221H122ZM125 223V222H124ZM124 223H123V226L121 227V228H125V226L126 225H130V224H133V221H130V223L128 222V221H126V225H124ZM137 222H136V224H138ZM139 224L140 226L142 225V224H144V223H142V224ZM198 223V222H197ZM135 224V225H136ZM191 224V225H192ZM205 224V226H207ZM210 224V226H213L214 224H212V222L211 223H209ZM209 224H208V227H209ZM212 224V225H211ZM97 225V226H96ZM139 225H137V226H135V228L136 227H138ZM146 224H144V225H142V226H145ZM180 225V224H179ZM179 225H178V227H179ZM196 225V224H195ZM221 225V224H220ZM234 225V224H233ZM106 227H107V225H105ZM114 226H116V225H114ZM114 226H111L110 225V227L109 228H111V227H114ZM139 226V227H140ZM147 226V225H146ZM190 226V225H189ZM200 226V225H199ZM198 226V227H199ZM119 227V226H118ZM128 227V226H127ZM184 226L182 225V228H183ZM187 227L188 226H186V229H187ZM197 227V226H196ZM232 227V226H231ZM263 227V226H262ZM261 227V228H262ZM108 227L106 228L107 230V232H108V234H109V236H108V238H109V240H110V237L112 238V236H110V233H109V231H108V229H109ZM116 228H117V226H116ZM120 228V229H121ZM185 228V227H184ZM191 228V227H190ZM189 228V229H190ZM192 228H193V226H192ZM191 228V229H192ZM199 228H203V231H206V230H208V229H206L205 227H203V225H201V227H199ZM209 228H211V227H209ZM101 229V228H100ZM112 229H115V228H112ZM112 229H110V232H113V230ZM118 230L117 231H119L120 229L119 228H117ZM136 229H138V228H136ZM152 229V228H151ZM179 229V228H178ZM185 229V230H186ZM190 229V230H191ZM195 229H197V228H195ZM195 229H194V231H195ZM102 230V231H101ZM101 230H98V231H100V232H98L97 231V233L99 234V236L101 235V232H103V230H105V228L104 229H101ZM112 230V231H111ZM126 230V229H125ZM140 230V229H139ZM143 230V229H142ZM142 230H141V232H142ZM144 230H147V227L144 229ZM143 230V231H144ZM149 230H150V228H149ZM148 230V231H149ZM189 230V231H190ZM211 229H209V231H210ZM222 230V229H221ZM261 230V229H260ZM105 231V232H106ZM117 231L115 232V233H117ZM121 231V230H120ZM123 231H124V229H123ZM122 231V232H123ZM147 231V232H148ZM202 231V232H203ZM145 233H146V231H144ZM181 232H183V230L181 231ZM199 232H201V231H199ZM199 232L198 233H196V234H192V236H191V242L194 244V242L192 241V240H194L193 238H194V236L195 235H199ZM202 232H201V238H204L205 236H204V234H202ZM222 232V231H221ZM225 232V231H224ZM261 232H262V230H261ZM96 233V234H97ZM114 233V234H115ZM149 233V232H148ZM189 233V232H188ZM205 233V232H204ZM215 233V232H214ZM92 234H94V233H92ZM98 234H97V237L99 238V236H98ZM103 234H105V236H107L106 234L107 233H103ZM112 234V233H111ZM113 234V235H114ZM176 234H177V232H176ZM205 234H207V238L206 239H208L209 240V237H211V233H207V231H206V233ZM259 234V233H258ZM263 234V233H262ZM178 235H180V233H178ZM182 235V234H181ZM191 235V234H190ZM194 235V236H193ZM197 235V236H198ZM213 235V234H212ZM222 235V234H221ZM256 235H257V233H256ZM94 236V235H93ZM96 236V235H95ZM105 236H103V237H105ZM183 236H185V234H183L182 235V237ZM189 236V235H188ZM188 236H186L187 238L186 239H189V237ZM197 236H195V238L197 237ZM226 236V235H225ZM97 237H92V238H96V240L98 241V239H97ZM101 237V236H100ZM172 237H174V235L172 236ZM172 237H170V238H172ZM193 237V238H192ZM259 237H261L262 239H263V235L262 236H260V235H258V238ZM92 238H90L91 239V242L94 244V245H96V242L94 241V239H92ZM169 237H168V239H170ZM180 238H181V236H180ZM183 238H185V237H183ZM198 238V237H197ZM201 238H200V240H201ZM213 238V237H212ZM261 238H259L262 242L264 241V240H262ZM104 239H106V238H103V240ZM173 239V238H172ZM172 239H170V241L172 240ZM182 239V238H181ZM211 239V238H210ZM88 240V239H87ZM86 240V243L88 242ZM106 240H108V239H106ZM109 240H108V243H111V242H109ZM159 240V245L160 246H162L163 248H164V245L166 244V243H163L164 241L163 240H161V239H158ZM197 240V239H196ZM199 240V241H200ZM212 240V239H211ZM211 240H209V241H211ZM218 240H220V239H218ZM260 240H259V242H260ZM111 241H113V238H112V240ZM142 241H143V239H142ZM145 241V240H144ZM143 241V242H144ZM180 241H183V239L182 240H180ZM185 241H187V240H185ZM185 241H183V242H185ZM190 241V240H189ZM201 241H203V239L201 240ZM253 241V240H252ZM251 241V242H252ZM46 242H47V245H46ZM106 241L104 240V242H102V243H104V244H106L105 243ZM167 242V241H166ZM188 242V241H187ZM196 242V241H195ZM219 242V241H218ZM250 242V243H251ZM85 243V242H84ZM135 243H139V241H136ZM145 243V242H144ZM144 243H140V244H142V245H140V244H138V247H140V246H143V244ZM181 243V242H180ZM198 243H201V242H198ZM205 244L207 243V241L206 242H204ZM221 243H223V241L221 242ZM253 243V242H252ZM43 244H45V248L43 249V251H42V245ZM67 244V245H66ZM78 244V243H77ZM91 243H89V250H88V247H86V249L88 250V253L89 252H91V250H92V252H93V250L95 249V251H96V248H94L93 249V245L91 246L90 245ZM98 244V243H97ZM149 244V243H148ZM179 244V243H178ZM188 244V243H187ZM193 244H191V247H189V249H187L186 247H188V245H186V250L187 251H185V250H182L183 251V253H182V251L181 252H178V251H176L177 253H179L178 255H182L181 256V259H183V260H181L180 259V262L181 263H178V264H190V263H193V261L194 260H196V259H194L193 258V256L191 255V253H196V252H193L192 250L194 249V250H197V247H198V245H197V242L193 245ZM208 244V243H207ZM210 244H211V242H210ZM258 244V243H257ZM56 245H57V247H56ZM140 245V246H139ZM146 245V244H145ZM144 245V246H145ZM180 245V244H179ZM197 245V246H196ZM249 245V244H248ZM260 245V244H259ZM80 246H81V243H80ZM87 246V245H86ZM91 246V247H90ZM97 246V245H96ZM100 246V245H99ZM131 246V245H130ZM134 246L135 245H133V248H134ZM137 246V245H136ZM136 246H135V249H138V247L136 248ZM160 246H158L157 248H159L160 249V251H164V250H166L167 251V249H163L162 247L160 248ZM182 246H184V245H182ZM204 246H206V245H204ZM210 246V245H209ZM218 246V245H217ZM226 246V245H225ZM98 247V246H97ZM149 247V246H148ZM199 247H201L200 245H199ZM198 247V248H199ZM206 247H208V246H206ZM219 247H220V245H219ZM61 249V247H58V249ZM91 248V249H90ZM101 248V247H100ZM133 248H130V249H133ZM146 248H147V245H146ZM157 248H156V250H154V251H156V252H158L157 251ZM202 248H203V246H202ZM221 248V247H220ZM225 248V247H224ZM246 248V247H245ZM40 249H41V251L42 252H40ZM140 249H142V247L140 248ZM140 249H138V251L140 250ZM149 249V248H148ZM153 249V248H152ZM162 249V250H161ZM178 249V248H177ZM179 249H181V248H179ZM182 249H184V248H182ZM200 249V248H199ZM213 249V248H212ZM216 249V248H215ZM228 249V248H227ZM249 249H251V248H249ZM98 250H99V248H98ZM97 250V251H98ZM145 250V249H144ZM151 250V249H150ZM202 250V249H201ZM263 250V249H262ZM55 252V254L58 252V254H54L53 255V257L52 256H50V255H52V252ZM68 251V250H67ZM94 251V252H95ZM147 251V249L145 250V252ZM154 251H151L152 252V254L149 256V254H148V256H147V258H145L146 259V261H148V260H150L149 258L151 257V261H156L155 262V264H173L174 263V261H173V259H171V261H170V259L169 258H174L175 259V257H172L174 254H171V253H174V252H172L171 250V252H170V254L172 255L171 257H169L167 254L169 253V252H166V254L164 255V253L161 255L162 257H163V255H164V258L162 259L161 257H153V255H156V254H153V253H155ZM185 251V252H184ZM207 251V250H206ZM209 251V250H208ZM244 251V250H243ZM37 252H40V253H37ZM53 252V253H54ZM92 252H91V254H92ZM144 252V253H145ZM150 251H148L147 253H149ZM202 252H203V250H202ZM211 252V251H210ZM224 252H227V251H224ZM239 252V251H238ZM96 253V252H95ZM98 253V252H97ZM99 253H101V252H99ZM126 253V252H125ZM128 253V252H127ZM143 253V252H142ZM159 253V252H158ZM158 253H157V255H158ZM182 253V254H181ZM216 253H218V251L216 252ZM223 253V252H222ZM235 253V252H234ZM244 253V252H243ZM15 254V255H14ZM40 254V255H39ZM76 253L74 252V255H75ZM84 254H86V253H84ZM130 254V253H129ZM184 254H185V259L184 258H182L183 256H184ZM197 255L196 256H199L198 255V253H196ZM227 254V253H226ZM232 254V253H231ZM88 255H90V253L88 254ZM92 255H94V254H92ZM91 255V256H92ZM96 255V254H95ZM93 256V258L95 257L96 259H97V257L96 256ZM145 255V254H144ZM144 255H143V257H144ZM211 255H212V253H211ZM210 255V256H211ZM219 255H221V254H219ZM236 253L234 254V259H235V257H236ZM240 255V254H239ZM246 255V254H245ZM249 255H251V254H249ZM258 255V254H257ZM15 257V259L14 258H12V257ZM68 256L69 258L66 260V257ZM70 256H73V255H70ZM82 256H84V255H82ZM86 257H87V255H85ZM98 256V255H97ZM104 256H107L106 255V253H104ZM166 256H168V257H166ZM175 256V255H174ZM200 256H201V253H200ZM209 256V255H208ZM209 256V257H210ZM223 256V255H222ZM226 256H228V255H226ZM226 256L224 255V257L226 258ZM262 256V255H261ZM35 257V256H34ZM90 256H88L87 257V259H90L89 258ZM100 257V256H99ZM149 257V258H148ZM213 258H214V256H212ZM211 257V259L213 260V258ZM230 257V256H229ZM229 257H227V258H229ZM233 257V256H232ZM231 257V258H232ZM239 256H237V258H238ZM257 257V256H256ZM77 258V257H76ZM92 257H91V259L94 261V259H93ZM102 258V257H101ZM105 258H107V257H105ZM167 258V259H166ZM200 258H202V257H200ZM206 258V257H205ZM240 259L241 258H243L242 256H240L239 257ZM79 259H80V257L78 258V259H76V261H79ZM96 259H95V261H96ZM141 259V258H140ZM168 259H169V261H168ZM177 259L179 260V257L177 256ZM176 259V260H177ZM210 259V260H211ZM221 259H223L222 257H221ZM262 259H263V257H260L259 259L257 258V259H255V260H257V262H256V264H261V262H262ZM84 260V259H83ZM83 260H82V262H83ZM97 260H99V259H97ZM112 260V259H111ZM119 260H121V259H119ZM130 260V259H129ZM129 260H127V261H129ZM159 260V261H158ZM198 260H200V259H198ZM197 260V262H199V263H197V264H201V262L204 260H202V261H198ZM209 260V259H208ZM209 260V261H210ZM226 260V259H225ZM230 260V259H229ZM241 260H243V259H241ZM90 261V260H89ZM88 261V262H89ZM105 261H108V259H106ZM126 261V262H127ZM140 261V260H139ZM151 261H150V263H151ZM205 261V260H204ZM203 261V262H204ZM208 261V262H209ZM232 261V260H231ZM238 261V260H237ZM244 261V260H243ZM8 262H10V260L8 261ZM74 262V261H73ZM80 262V261H79ZM85 262V261H84ZM91 262V261H90ZM100 262V261H99ZM108 262H110V260L108 261ZM143 262V261H142ZM176 262V261H175ZM195 262V261H194ZM216 262V261H215ZM222 262H224V260L222 261ZM250 262V261H249ZM13 263V262H12ZM87 263V262H86ZM106 263V262H105ZM147 263H149V262H147ZM205 263V262H204ZM203 263V264H204ZM212 263V262H211ZM210 262H209V264H211ZM238 263V262H237ZM240 263V262H239ZM254 263V262H253ZM6 264H8V263H6ZM24 264V263H23ZM69 264V263H68ZM70 264H76V263H70ZM79 264V263H78ZM82 264V263H81ZM92 264V263H91ZM97 264V263H96ZM98 264H100V263H98ZM109 264V263H108ZM153 264V263H152ZM175 264H177V263H175ZM216 264V263H215ZM218 264V263H217ZM243 264V263H242ZM248 264V263H247Z\"/></svg>",
  "mask_w": 264,
  "mask_h": 264
}]
</instances>
